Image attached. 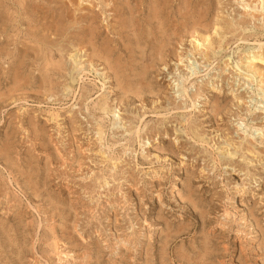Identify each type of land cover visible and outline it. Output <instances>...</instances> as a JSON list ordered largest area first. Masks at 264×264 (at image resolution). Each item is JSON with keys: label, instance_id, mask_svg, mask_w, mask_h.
Returning <instances> with one entry per match:
<instances>
[{"label": "rangeland", "instance_id": "1", "mask_svg": "<svg viewBox=\"0 0 264 264\" xmlns=\"http://www.w3.org/2000/svg\"><path fill=\"white\" fill-rule=\"evenodd\" d=\"M8 4V8L10 12H13L17 16V22L14 23L12 28L7 27V31L5 34L0 35V45H4L7 40L10 42H16L9 44L8 49L13 53L10 56L0 59V81H2V85H0V150L2 149L4 152V145L7 144L9 146L8 153L10 156L8 157L10 161H5V157H0V250L2 247V251H0V264H185L181 262L182 257L181 254H187L191 262L194 264H200L202 262V258L200 254L197 253L200 245H203L204 235L206 232L207 236L214 243L209 249L210 254L208 255L207 260H204L208 264H264V250L260 251L257 246L260 242L264 247V241L262 234L257 226L255 225L254 220L252 219L249 212H253L254 218L258 219L259 227L264 230V168L258 166L259 162H253L252 166L250 165L248 168L249 172L245 169V164L242 161V158H232L235 164L243 165L244 169L239 171L238 166L232 168L231 166L225 167L217 164H212L208 161V157L211 155L216 157V153L213 154V149L209 148L206 145H200L197 143H193L192 140L186 138L181 143L176 142L174 140L175 133L173 128L178 126L179 120L181 118V109H176L172 107H176L177 105L186 104L189 105V100L179 101L178 99L174 100V96L171 95V91L169 90V77H171V70H162L163 65L156 64L155 69L152 70L151 74H149L148 80L153 81V88L155 91L160 90L163 94H158V102L153 104L152 101L156 99L155 96L146 95L147 97L142 102L137 100V98L133 99H125L124 101L118 100L115 98V91L110 93L107 98L108 105H116V114L118 124L116 126H110L107 123V118L105 115H97V112L92 111V103L93 101H97L99 99V95L102 93V90L97 87L98 85H93L92 76L84 77L83 82L80 83V92L78 95H72V92H68V90L63 91L65 80L63 77L60 78L61 75H55L51 72L53 82H57L58 84L51 90H47L40 86V80L42 79V75L44 73L40 69V65H42V58L38 55L41 54L40 47L38 46L39 41L45 39L46 45L49 44L51 49L54 51L55 59L59 58V52L56 49V44H62L65 46L68 41L73 42L75 44L79 41L80 36L73 38L71 33L67 34L64 29L68 25V19L64 18V14L66 10L72 11L77 6L78 0H20L22 1V5L12 4L11 1L6 0ZM32 1V2H31ZM37 1V2H36ZM71 1V2H70ZM75 1V2H74ZM98 0H94L93 3H97ZM138 1V0H137ZM179 1L183 0H174L172 5V10H176L179 6ZM194 2L195 0H191ZM199 1V0H198ZM253 3H257L258 0H249ZM255 1V2H254ZM9 2V3H8ZM39 2V3H38ZM47 2V3H46ZM51 2V3H50ZM68 2V3H67ZM148 0H144V3H147ZM178 2V3H177ZM213 2V3H211ZM205 0L206 5L209 4V13L207 15V19H213L214 14L216 12L215 8H221L222 16L232 23H237L239 20H245L244 24H233L234 25V33H228L222 38V41L227 42L226 47H216L214 49V55H211V58L205 59L200 57L198 53L193 54L189 51V42L182 41L183 47L188 54H191V64H187V68H183L181 71V75L183 73L194 72L196 77H192L187 79L184 82V79L181 78L182 83L187 84L189 92L193 94H200L201 96H205L206 102L203 97L200 99H195V108L196 110H192L191 112H184L186 116H189L190 119L198 120L200 124V129L203 130L204 136L208 139L213 138L214 141H220L221 139H216L218 134L221 131L228 132L236 141H245L248 138L253 144V146L260 147L264 149V143L261 144V141L264 142V128L261 125L264 124V83H257L255 79L249 80L246 74L242 72L240 73L239 69L235 67L236 61L239 60V56H243L242 49L249 46V43H254L255 37H262L264 40V15H261L262 12L260 4L258 12L252 11L249 9V12H245L242 9V5H245L243 0ZM41 3V4H40ZM75 5H74V4ZM135 1L133 2V4ZM176 3V4H175ZM222 3V4H221ZM45 4V5H44ZM73 4V5H72ZM217 6H216V5ZM228 4V5H227ZM236 4V5H235ZM10 5V6H9ZM26 7H24V6ZM44 5V6H43ZM205 5V6H206ZM214 5V6H213ZM231 5V6H230ZM240 5V6H239ZM17 6V7H16ZM68 6V7H67ZM80 6H85L88 9L90 8L89 3L85 0ZM110 5L101 6L98 4L94 7V13L99 15V18L96 20V24L104 25L107 20H109L107 10L110 8ZM204 6V7H205ZM224 6V7H223ZM229 6V7H228ZM223 7V9H222ZM16 8V9H15ZM18 8V9H17ZM49 8V9H48ZM225 8V9H224ZM229 8V9H228ZM58 9V10H57ZM102 9V10H101ZM17 10V11H15ZM20 10V11H19ZM48 10V11H47ZM105 10V14L104 13ZM211 10V11H210ZM215 10V11H214ZM20 12V13H19ZM40 12V13H39ZM44 12V13H43ZM47 12V13H46ZM107 16L104 18V16ZM211 12V13H210ZM225 12V13H224ZM34 13V14H32ZM250 13V14H249ZM258 16L256 18L251 17L252 14ZM259 13V14H258ZM18 14V15H17ZM20 14V15H19ZM24 14V15H22ZM27 14V15H26ZM30 14V15H29ZM33 18H32V15ZM60 14V15H59ZM54 15V16H53ZM261 15V16H260ZM29 16V17H28ZM46 16V17H45ZM228 16V17H227ZM23 17V18H22ZM31 17V18H30ZM52 18V19H51ZM104 18V19H103ZM22 19V20H21ZM43 19V20H42ZM45 19V20H44ZM66 19V20H65ZM231 19V20H230ZM258 19V21H257ZM20 20V22H19ZM235 20V21H234ZM250 20V22H249ZM105 21V22H104ZM255 21V22H254ZM21 23L23 26H20ZM33 22V23H32ZM45 22V23H44ZM56 22V23H55ZM59 22V23H58ZM18 23V25H16ZM35 23V24H34ZM62 23V25H59ZM67 23V24H66ZM101 23V24H100ZM25 24V25H24ZM84 24V22L80 23ZM41 25V26H40ZM79 26V24H77ZM21 31H19L17 29ZM57 26H61L57 28ZM64 26V27H63ZM237 26V27H236ZM244 26V27H243ZM248 28H247V27ZM20 27V28H19ZM51 27V28H50ZM240 27V28H239ZM241 27L243 29H241ZM252 27V28H251ZM9 28V29H8ZM33 28V29H32ZM244 28H246L244 30ZM31 29V30H30ZM57 29H60L57 31ZM63 29V31H62ZM238 29V30H237ZM241 29V30H240ZM260 29V30H259ZM9 30V31H8ZM71 29H69L70 31ZM256 30V31H255ZM258 30V31H257ZM14 31V32H13ZM17 31V32H16ZM250 31V32H249ZM254 31V32H253ZM9 32V33H8ZM19 32V33H18ZM38 32V33H37ZM59 32V33H58ZM240 32V33H239ZM245 34H244V33ZM247 32V34H246ZM253 32V33H252ZM260 32V33H259ZM263 32V33H262ZM9 38L7 35L11 34ZM14 33V34H13ZM18 33V34H17ZM21 33V34H20ZM36 33V34H35ZM262 33V34H261ZM33 34V35H32ZM45 34V35H44ZM52 34V35H51ZM253 34L254 36H252ZM261 36H260V35ZM5 35V36H4ZM19 35V36H18ZM35 35V36H34ZM40 35V36H39ZM43 35V36H41ZM47 35V36H46ZM57 35V36H55ZM230 35H234L233 37ZM249 35V36H248ZM259 35V36H258ZM18 36V38H17ZM49 36V37H48ZM53 36V37H52ZM6 37V38H5ZM15 37L17 39H15ZM36 37V38H35ZM38 37V38H37ZM43 37V38H42ZM66 37V38H65ZM70 37V38H69ZM237 37V38H236ZM2 38V40H1ZM29 38L31 40H29ZM61 40H59V39ZM246 38H249L248 40ZM260 38V39H262ZM56 39H58L56 41ZM239 39V40H238ZM242 39V40H241ZM17 40V41H16ZM37 40V41H35ZM65 40V41H64ZM188 40V39H187ZM229 40V41H228ZM233 40V41H232ZM237 40V42H236ZM247 40V41H246ZM250 40V41H249ZM49 41V42H47ZM232 41V42H231ZM235 41V42H234ZM34 44H33V43ZM58 42V43H57ZM185 42V44H184ZM230 42V43H229ZM244 42V43H243ZM247 42V43H246ZM20 43V44H19ZM50 43H52L50 45ZM54 43V45H53ZM19 44V45H18ZM36 44V45H35ZM231 44V45H230ZM240 44V45H238ZM189 45V46H188ZM34 46V47H33ZM69 47V45H67ZM178 45H175L174 48H177ZM186 46V47H185ZM12 47V49H11ZM54 47V48H53ZM16 48V49H15ZM188 48V49H187ZM224 48V50H222ZM230 48V49H228ZM226 49V50H225ZM17 50V51H16ZM22 50V51H21ZM218 50V51H216ZM26 51V54H24ZM224 51V52H223ZM217 52V53H216ZM221 52V53H220ZM220 53L221 55H219ZM239 53V54H238ZM16 54V55H13ZM216 54V55H215ZM223 54V55H222ZM241 54V55H240ZM193 55V56H192ZM199 55V56H198ZM239 55V56H238ZM218 56V57H216ZM28 57V58H27ZM36 57V58H35ZM193 57V58H192ZM197 57V59H196ZM199 57V58H198ZM224 57V58H221ZM168 58V59H167ZM218 58V59H216ZM225 58H228L230 61V65L228 64L224 68ZM17 59V60H16ZM34 59V60H33ZM166 59V60H165ZM171 56L164 57V61L169 63ZM221 61H220V60ZM6 60V61H5ZM21 60V61H19ZM36 60V61H35ZM39 60V61H37ZM42 60V61H41ZM198 60V61H197ZM213 60V62H212ZM216 60V61H215ZM2 61V62H1ZM12 61V62H11ZM15 61V63H13ZM220 61V62H217ZM20 62L21 70H19V76L21 78H26L28 84L24 86V88H17L11 84V81L8 77L12 76V72L7 70L8 67L14 68ZM26 62V63H25ZM40 62V63H39ZM208 62V63H206ZM217 62V63H216ZM224 62V63H223ZM209 63H212L211 66ZM220 63V64H219ZM239 63V62H238ZM14 64V65H13ZM27 64V65H26ZM38 64V65H37ZM216 64V65H215ZM158 65V66H157ZM208 65V66H207ZM30 66V67H29ZM220 66V67H219ZM230 66L232 68H230ZM38 67V68H37ZM159 67V68H158ZM214 67V68H213ZM235 67V68H234ZM99 69L102 66L98 67ZM158 68V69H156ZM172 68V67H171ZM209 68V69H208ZM212 68V69H211ZM227 68V69H226ZM229 68V69H228ZM161 69V72L160 70ZM232 71H231V70ZM196 72H195V71ZM224 70V71H223ZM229 70V71H228ZM30 71V72H29ZM164 71V72H163ZM231 71V72H230ZM235 71V72H234ZM222 72V73H221ZM9 73V74H8ZM30 73V74H29ZM158 73V74H157ZM162 73V75L160 74ZM167 73V74H166ZM234 74L232 76V74ZM154 74V75H153ZM160 74V75H159ZM168 76H165V75ZM220 74V76H218ZM241 74V75H240ZM245 74V75H244ZM54 75V76H53ZM156 75V76H155ZM159 75V76H158ZM4 76V77H3ZM153 78H152V77ZM217 76V77H216ZM223 76V77H222ZM246 76V77H243ZM2 77V78H1ZM34 77V78H33ZM162 77V78H161ZM166 77V78H165ZM215 77V78H214ZM220 77V78H219ZM90 78V79H89ZM158 78V79H157ZM168 78V79H167ZM195 78V79H194ZM227 78V79H226ZM229 78V79H228ZM58 79V80H57ZM86 79V80H85ZM220 79V80H219ZM35 80V81H34ZM159 80V85H158ZM209 80V81H208ZM60 81V82H59ZM86 81V83H85ZM157 81V82H156ZM203 81V82H202ZM207 81V82H206ZM219 81V82H218ZM222 81V82H221ZM7 82V83H6ZM10 84H9V83ZM30 82V83H29ZM111 82V81H110ZM221 82V83H220ZM225 82V83H224ZM224 83V84H223ZM166 84V85H165ZM228 84V85H227ZM31 85V87H30ZM92 85V86H91ZM156 85H158L156 87ZM163 85V86H162ZM205 85V86H204ZM233 85V86H232ZM243 85V86H242ZM8 86V87H7ZM33 86V87H32ZM62 86V87H61ZM95 86V87H94ZM112 85L107 84V87H111ZM160 86V87H159ZM165 86V87H164ZM220 86H223L222 88ZM29 87V88H26ZM61 87V88H60ZM79 87V86H77ZM89 88L91 98L89 101L83 100V97H80V93L82 92V88ZM93 87V88H92ZM97 87V88H96ZM163 87V88H162ZM198 87V88H197ZM204 87V88H203ZM213 87V89H211ZM218 87V89H217ZM227 87V88H226ZM230 87V88H229ZM242 87V88H241ZM4 88V89H2ZM15 88V89H14ZM57 88V90L55 89ZM96 88V89H95ZM158 88V89H157ZM168 88V90H167ZM21 89V90H20ZM43 89V90H42ZM223 89V90H222ZM234 89V90H233ZM19 90V91H16ZM96 90V91H95ZM112 91V89H109ZM165 90V91H164ZM212 90V91H211ZM227 90V91H226ZM67 91V92H66ZM93 91V92H92ZM163 91V92H162ZM195 93H194V92ZM201 91V92H200ZM206 91V92H205ZM209 91V92H208ZM222 91V92H221ZM241 91V92H240ZM243 91V92H242ZM20 92V93H19ZM47 92V93H46ZM62 92V94H61ZM96 92L97 95H96ZM167 92V93H166ZM169 92V94H168ZM208 92V93H207ZM215 92V93H214ZM31 95H30V94ZM55 93V94H54ZM214 93V94H213ZM241 93V97L243 98V104H233L231 103V98H233L234 94ZM13 94V95H12ZM39 94V95H38ZM50 96H49V95ZM206 94V95H205ZM224 94V95H223ZM7 95V96H6ZM15 95V96H14ZM67 95V97H65ZM70 95V96H69ZM94 95V96H93ZM166 95V96H165ZM214 95L220 99V105H225V108L221 111L217 116H212V102L214 100ZM221 95V96H220ZM231 95V96H230ZM11 96V97H10ZM13 96V98H12ZM73 96V98L71 97ZM93 96V98H92ZM152 96V98H151ZM210 96V98H209ZM245 96V97H244ZM30 97V99L28 98ZM50 97V98H49ZM150 97V98H149ZM163 97V100L162 98ZM213 97V98H212ZM35 98V99H34ZM74 98H76L74 100ZM82 98V99H81ZM225 98V99H224ZM2 99L4 101H2ZM12 99V100H11ZM21 101H20V100ZM51 101H50V100ZM60 101H59V100ZM73 99V100H71ZM108 99L109 102H108ZM209 99V100H208ZM212 99V100H211ZM223 99V101H222ZM32 100V101H30ZM62 100V101H61ZM68 100L73 103L71 104ZM115 102H113V101ZM148 100V101H147ZM168 100V101H167ZM14 101L15 103H13ZM17 101V103H16ZM55 101V102H54ZM58 101V102H57ZM73 101V102H72ZM136 101V102H135ZM162 103H161V102ZM209 101V102H208ZM10 102V105H9ZM24 102H26L24 104ZM41 102V103H40ZM63 102V103H62ZM125 102V103H124ZM169 102V103H168ZM12 103V104H11ZM53 103V104H51ZM84 103H86L90 109L87 111L85 109ZM90 103V104H89ZM116 103V104H115ZM124 103V104H123ZM146 103V104H145ZM161 103V104H160ZM206 103V104H204ZM228 103V104H227ZM78 104V105H76ZM133 104V105H132ZM145 106H144V105ZM149 104V105H148ZM152 104V105H151ZM159 104V105H158ZM233 104V106H231ZM51 105V107H50ZM58 105V106H57ZM61 105V106H60ZM66 105V106H65ZM121 107H120V106ZM147 105V106H146ZM158 105V106H157ZM203 105V106H202ZM210 105V107H209ZM227 105V107H226ZM21 106V107H20ZM46 106V107H45ZM64 108H63V107ZM125 106V107H124ZM138 106V107H137ZM23 107H25L23 109ZM42 107V109H41ZM54 107V108H53ZM70 108L65 109V108ZM127 107V108H126ZM131 107V108H130ZM141 107V108H140ZM155 107V108H154ZM161 107V108H160ZM204 107V108H203ZM38 108V109H37ZM49 108V109H48ZM58 108V109H57ZM121 108V109H120ZM126 108V109H125ZM229 108V109H228ZM249 108V109H248ZM20 109V110H19ZM46 109V110H45ZM76 109V111H75ZM132 109V110H131ZM170 109V110H169ZM199 109V110H197ZM16 110V111H15ZM68 110V111H67ZM86 110V111H85ZM253 111L256 113L247 114V111ZM125 113H124V112ZM145 111V115L143 116L142 123L140 125V138L138 139L136 136L128 138L127 126L130 124L128 121H125L124 114L130 117H136L138 114H141ZM151 111V112H149ZM153 111H158L160 114H157ZM164 111L166 114H164ZM168 111V112H167ZM178 111V112H177ZM208 111V112H207ZM211 111V112H210ZM229 111V114H228ZM35 112V113H34ZM41 112V113H40ZM50 112H57L60 114L58 117V123L61 125H57L55 121L48 120V116ZM80 112V113H79ZM89 112V113H88ZM149 112V113H148ZM202 112V113H201ZM205 112H207L205 114ZM210 112V113H209ZM224 114H223V113ZM238 114H237V113ZM16 113V114H15ZM30 113V115H29ZM65 113V114H62ZM69 113L72 114L71 118ZM93 113V114H92ZM131 113V114H130ZM152 113V115H151ZM168 113V114H167ZM149 114V115H148ZM165 115V118L163 115ZM170 114V115H169ZM189 114V115H188ZM192 114V115H191ZM210 116H209V115ZM232 114V115H231ZM242 114V115H241ZM25 115V116H24ZM27 115V116H26ZM40 115V116H39ZM120 115V116H119ZM155 115V116H154ZM157 115V116H156ZM161 115V116H160ZM184 115V116H185ZM195 115V116H194ZM200 115V116H199ZM203 115V118H202ZM208 115V117H207ZM245 115H247L245 117ZM254 115V116H253ZM185 116V117H186ZM193 116V117H192ZM205 116V118H204ZM237 116V117H236ZM13 117V118H12ZM18 117V118H15ZM27 117V118H26ZM42 117V118H41ZM64 117V118H63ZM83 117V118H82ZM104 117V118H103ZM158 117V118H157ZM168 117V118H167ZM177 117V118H176ZM198 117V118H197ZM215 117V119H214ZM220 117V118H218ZM245 117V118H244ZM12 118V119H11ZM119 118V119H118ZM151 120H150V119ZM164 118V119H163ZM262 118V119H261ZM11 119V120H10ZM16 119V120H15ZM64 119V120H63ZM94 119V120H93ZM103 119V120H102ZM203 119V120H202ZM209 122L210 123H206ZM14 120V121H13ZM28 120V121H27ZM35 120V122H34ZM49 122H48V121ZM62 120V121H61ZM67 122H66V121ZM149 120V121H148ZM177 120V121H176ZM211 120V121H210ZM216 120V121H215ZM219 120V121H218ZM9 121V122H8ZM39 121V122H38ZM52 121V122H51ZM77 121V122H76ZM84 121V123H83ZM104 121V122H103ZM134 121V119H133ZM162 121V122H161ZM260 121V122H259ZM27 124H25V123ZM54 122V123H53ZM67 124H66V123ZM215 122V123H214ZM20 123V124H19ZM96 123L103 124V141L100 142L94 141L96 135ZM126 123V124H125ZM157 123V124H156ZM173 123V124H172ZM204 123V124H203ZM222 123V124H221ZM258 123V124H257ZM80 124V125H79ZM151 124V125H150ZM155 124V126H154ZM159 124V125H158ZM162 124V125H161ZM204 126H203V125ZM219 128V131L216 133L214 126ZM248 124H250L248 126ZM258 126H257V125ZM41 125V126H40ZM47 125V127H46ZM107 125V126H105ZM127 125V126H126ZM149 125V126H148ZM153 125V126H152ZM169 125V126H168ZM224 127H223V126ZM254 125V126H253ZM33 126V127H32ZM174 126V127H173ZM260 126V127H259ZM22 127V129H21ZM43 127V128H42ZM94 127V128H90ZM108 127V129L106 128ZM118 127V129H117ZM205 127V128H203ZM10 128V129H9ZM24 128V129H23ZM37 128V129H36ZM76 128L75 131L72 132V129ZM115 128V129H113ZM149 128V129H147ZM211 128V129H210ZM214 131H213V129ZM257 128V129H256ZM40 129V130H39ZM92 129V130H91ZM95 129V130H94ZM152 129V130H150ZM166 129V130H164ZM253 129V130H252ZM17 130V131H15ZM22 130V131H21ZM35 130V131H34ZM61 130V131H60ZM88 130V131H86ZM211 130V131H210ZM67 131V132H66ZM120 133H119V132ZM148 131V132H147ZM150 131V132H149ZM162 131V132H161ZM21 132V133H20ZM25 132V133H24ZM106 132V133H105ZM143 132V133H142ZM167 132V133H166ZM215 132V133H214ZM250 132V133H249ZM259 132V133H258ZM262 132V133H260ZM15 133V134H14ZM49 133V134H47ZM64 133V134H63ZM91 133V134H90ZM124 133V134H123ZM126 133V134H125ZM145 133V134H144ZM214 133V134H212ZM247 133V134H246ZM255 136H253V134ZM14 134V135H13ZM23 134V135H22ZM57 134V136H56ZM67 134L68 137H67ZM84 134V135H83ZM90 134V135H88ZM105 134V135H104ZM149 134V135H148ZM154 134V135H153ZM212 134V135H211ZM250 134V135H249ZM259 134V135H258ZM37 135V136H36ZM95 135V136H94ZM159 135V137H158ZM163 135V136H162ZM216 135V136H215ZM245 135V136H244ZM247 135V136H246ZM4 136V137H3ZM17 136V137H16ZM21 136V138H20ZM26 136V137H25ZM32 136V138L30 137ZM84 136V137H83ZM166 136V137H165ZM169 136V137H167ZM210 136V137H209ZM261 136V137H259ZM37 137V138H36ZM42 137V138H41ZM54 137V138H53ZM143 137V138H141ZM148 138L150 144L145 146L140 143L142 139ZM151 137V138H149ZM165 137V138H164ZM220 137V136H219ZM240 139H239V138ZM242 137V138H241ZM253 137V138H252ZM10 141H9V139ZM15 138V139H14ZM72 138V139H71ZM107 138V139H106ZM170 138V139H169ZM45 139V140H44ZM71 139V140H70ZM81 139V140H79ZM87 139V140H86ZM127 139V140H126ZM162 139V140H161ZM239 139V140H238ZM260 139V141H259ZM262 139V140H261ZM36 140V141H35ZM41 140V141H40ZM140 140V141H139ZM157 140V141H156ZM160 140V143H159ZM172 140V141H171ZM174 140V141H173ZM188 140V141H187ZM18 141V142H17ZM56 141V142H53ZM65 141V142H64ZM67 141V142H66ZM85 141V142H84ZM91 141V142H90ZM110 141V143H109ZM114 146H111V149L106 148V143L111 144L114 143ZM117 141H121L120 143ZM147 141V142H148ZM69 143L68 147L66 143ZM74 142V144H73ZM79 142V143H78ZM84 142V143H83ZM87 142L93 144V147L96 145L93 151L83 152V148L78 150L77 146L85 145ZM98 142V143H97ZM125 142V143H124ZM137 142V143H136ZM175 142V143H173ZM43 143V144H42ZM55 143V144H54ZM77 143V144H76ZM117 143V144H116ZM158 143V144H156ZM166 143V145H165ZM192 143V144H191ZM260 143V144H258ZM22 144V145H21ZM26 144V145H25ZM33 144V145H32ZM73 144V146L71 145ZM76 144V145H75ZM127 144V145H126ZM154 144V145H153ZM169 144H171L169 146ZM186 144V145H185ZM195 144V145H194ZM11 145V147H10ZM14 145V146H13ZM30 145V146H29ZM49 145V146H48ZM58 145V146H57ZM117 145V146H116ZM152 145V146H151ZM161 145V146H160ZM175 145V146H174ZM179 145V146H178ZM189 148L190 151H185V148ZM212 145V143L210 144ZM19 149H16V147ZM27 146V147H26ZM29 146V147H28ZM38 146V147H37ZM46 146V147H45ZM71 146V147H70ZM154 146V147H153ZM168 146V147H167ZM16 152L14 153V148ZM25 147V148H24ZM45 147V148H44ZM49 149H48V148ZM75 147V148H74ZM98 147V148H97ZM115 147V148H114ZM118 147V148H117ZM133 147V148H132ZM151 147V149H150ZM158 147V148H157ZM163 147V148H162ZM171 147L174 149H171ZM178 147V148H177ZM191 147H194L195 150H203L202 152L196 154V158L193 157V153L195 152ZM200 147V149H198ZM204 147V148H203ZM207 147V148H206ZM27 148V149H26ZM73 149L74 152L69 154V149ZM77 148V149H76ZM154 150H153V149ZM167 148V149H166ZM177 148V149H176ZM36 149V150H34ZM55 149V150H54ZM103 149L102 151L105 155L117 156L120 157V163L118 164L119 169H111V164H108L106 160L100 158L96 150ZM117 151H114V150ZM156 149V150H155ZM159 149V150H158ZM164 149V150H162ZM166 149V150H165ZM169 149L172 151H169ZM176 149V150H175ZM205 149V150H204ZM210 149V150H209ZM18 150V151H17ZM43 150V151H42ZM152 150V154H151ZM192 150V151H191ZM212 150V152H211ZM30 151V152H29ZM40 151V152H38ZM108 151V152H107ZM156 153H155V152ZM177 151V152H175ZM25 152V153H24ZM53 152V153H52ZM60 152V153H57ZM81 152V153H80ZM95 152V153H94ZM112 152V153H111ZM135 152V153H134ZM161 152V153H160ZM170 152V153H169ZM184 152V154H183ZM211 152V154H210ZM30 153V154H29ZM34 153V154H33ZM52 153V155H51ZM56 153V154H55ZM109 153V154H108ZM119 153V154H118ZM165 153V154H164ZM169 153V154H168ZM176 156H175V154ZM178 153V154H177ZM186 153V155H185ZM205 153L208 155L204 158ZM39 154V155H38ZM50 154V155H49ZM66 154V155H65ZM96 154V155H95ZM157 154V155H154ZM161 154V155H160ZM164 154V155H163ZM26 156L24 157V156ZM36 157H41L36 158ZM85 155V156H84ZM89 155V156H88ZM91 155V157H90ZM159 155V156H158ZM168 155V156H167ZM182 155L183 159H182ZM1 156V153H0ZM15 156V157H14ZM18 156L19 158H17ZM36 158V159H34ZM51 158H48L50 157ZM62 156V157H61ZM81 159H78V157ZM95 156V157H93ZM99 156V157H96ZM124 156V157H122ZM157 156V158H155ZM203 159H201L202 157ZM12 157V158H11ZM23 157V158H22ZM46 157V159H45ZM53 157V158H52ZM74 157V158H73ZM76 157V158H75ZM88 157V158H87ZM90 157V158H89ZM151 157V158H150ZM160 157V158H159ZM167 157V158H166ZM176 157V159H174ZM186 157V158H185ZM188 157V158H187ZM22 158V159H21ZM26 158V159H25ZM65 160H64V159ZM93 158V159H91ZM98 158V159H97ZM126 158V159H125ZM162 158V159H161ZM171 158V159H170ZM180 158V159H179ZM12 159V160H11ZM51 159V160H50ZM62 159V160H61ZM67 159V162H66ZM75 159H77L75 161ZM84 159V160H82ZM141 159V161H140ZM153 159V160H151ZM166 159V160H165ZM46 160V161H44ZM136 163H135V161ZM151 160V161H150ZM177 160V162H176ZM180 160L184 161V165H181ZM205 160V161H203ZM237 160V163L236 161ZM25 161V162H23ZM37 161V162H36ZM49 161V162H48ZM51 161V162H50ZM56 161V163H55ZM61 161V162H59ZM63 161V162H62ZM162 161V162H161ZM197 161V162H195ZM239 161V163H238ZM23 162V163H20ZM34 162V163H33ZM36 162V163H35ZM46 166H44L45 164ZM58 162V163H57ZM65 162V163H64ZM75 162V163H74ZM131 162V163H130ZM145 162V163H144ZM147 162V164H146ZM154 162V163H153ZM208 162V163H207ZM264 162V161H262ZM8 165H7V164ZM38 163V164H37ZM49 163V164H48ZM73 165L71 166V164ZM81 165L80 167L78 164ZM85 163V164H84ZM153 163V164H152ZM161 163V164H159ZM173 163V164H171ZM186 163V164H185ZM189 163V164H188ZM199 163V164H198ZM3 164V165H2ZM17 164V165H16ZM19 164V167H18ZM35 164V166H34ZM41 164H44L43 166ZM54 164V165H53ZM57 164V166H56ZM60 164V165H59ZM69 164V165H68ZM75 164V165H74ZM103 164V166H102ZM135 164V165H134ZM138 164V165H137ZM146 164V166H145ZM257 164V165H256ZM25 165V166H23ZM28 165L32 166L31 169L28 168ZM48 165V166H47ZM94 165V166H93ZM109 165V166H108ZM125 165V166H124ZM142 165V169H141ZM160 165V167H159ZM166 165V166H164ZM207 165V166H206ZM217 165V166H216ZM23 166V167H22ZM34 166V167H33ZM40 166V167H39ZM42 166V167H41ZM61 166V167H60ZM74 166V167H73ZM77 166V167H76ZM93 166V167H92ZM108 166V167H107ZM140 166V167H139ZM145 166V167H143ZM171 166V167H170ZM180 166V167H179ZM184 166V167H181ZM193 166H196L193 168ZM258 166V167H257ZM6 167V168H5ZM22 167V168H21ZM25 167V168H24ZM67 167V168H66ZM79 167V168H78ZM86 167V168H85ZM102 167V168H101ZM107 167V168H106ZM121 167V168H120ZM157 167V168H156ZM218 167V168H216ZM254 170H252V168ZM6 170H5V169ZM11 168V169H10ZM14 168L16 170H14ZM36 168V169H35ZM38 168V169H37ZM62 168V169H61ZM71 168V169H70ZM84 168V170H83ZM92 168V170L87 174L86 170ZM99 168V169H98ZM105 168V169H104ZM136 168V169H135ZM159 168V169H158ZM170 168V169H169ZM184 168V169H183ZM198 170H197V169ZM11 172H9V170ZM96 169V170H95ZM102 169V170H101ZM111 169V170H110ZM148 169V170H147ZM169 169V170H168ZM174 169V170H173ZM189 169V171H188ZM196 169V170H195ZM207 174L202 176V170ZM207 169V170H206ZM217 169V170H216ZM222 169V170H221ZM233 169V170H232ZM258 169V170H257ZM263 169V170H262ZM14 170V171H13ZM39 170V171H38ZM41 170V171H40ZM44 170V171H43ZM58 172H57V171ZM73 170V171H72ZM75 170V172H74ZM102 171L107 177L108 183L104 184L101 179L96 178V176L100 175ZM123 170L125 172H123ZM128 170V171H127ZM144 170V171H143ZM168 172H166V171ZM224 170V171H223ZM243 170V171H242ZM17 171V172H15ZM22 175H21V172ZM48 171V172H47ZM56 171V172H55ZM77 171V172H76ZM97 171V172H96ZM106 171V172H105ZM115 171L116 174L113 172ZM160 171V172H159ZM171 171V173L169 172ZM176 171V172H175ZM182 171V172H181ZM188 171L193 176V186L192 189L195 190V195H193L194 201L198 200L197 210L194 212L191 204L187 202L186 206L184 203H181L183 200L181 197L185 198L186 191L183 181L186 180V172ZM195 173H194V172ZM214 171V172H212ZM216 171V172H215ZM16 173L17 177H13V173ZM36 172V173H35ZM39 172V173H38ZM42 172V174H40ZM55 172V173H54ZM72 172V173H71ZM108 172V173H107ZM135 172V173H134ZM137 172V173H136ZM146 172V173H143ZM150 172V173H149ZM156 172L158 176L150 178V176ZM185 172V173H184ZM193 172V173H192ZM200 172V175L199 173ZM221 172V173H220ZM248 172V173H247ZM3 173V174H2ZM7 173V174H6ZM12 173V174H11ZM14 173V176H16ZM18 173V174H17ZM30 173V174H28ZM52 173V175H51ZM61 173V174H60ZM71 173V174H70ZM95 175H93V174ZM97 173V174H96ZM132 173V174H131ZM139 173V174H138ZM142 173V174H141ZM179 173V174H177ZM229 173V174H228ZM11 174V175H10ZM34 174V175H33ZM37 174V175H36ZM39 174V175H38ZM58 174V175H57ZM79 174V175H78ZM82 174V176H80ZM92 174V175H91ZM107 174V175H106ZM128 174V175H127ZM150 174V176L148 175ZM170 174V175H169ZM175 174V175H174ZM213 174V175H212ZM222 176H220V175ZM8 175V176H7ZM28 175H30V182L28 181ZM42 175V177H41ZM47 175V176H46ZM132 175V176H131ZM144 175V176H143ZM148 175V176H147ZM161 177H160V176ZM164 175V176H163ZM172 175V176H171ZM179 175V176H178ZM185 175V176H183ZM197 177H196V176ZM247 175V176H246ZM50 176V177H49ZM59 176V177H57ZM93 176V177H92ZM119 176V177H118ZM139 176V177H138ZM143 176V177H142ZM168 176V177H167ZM182 176V177H181ZM200 176V178H198ZM254 176V177H253ZM38 177V178H37ZM92 177V178H91ZM123 177L126 179H123ZM128 177H131L135 182L132 185L133 181L129 180ZM134 177V178H133ZM158 177V178H157ZM173 177V178H172ZM196 177V178H194ZM208 177V178H206ZM215 177V178H214ZM219 177V179H218ZM253 177V178H252ZM17 178V179H16ZM35 178V179H34ZM40 178V179H39ZM58 178V179H57ZM61 178V179H60ZM81 178V180H79ZM146 178V179H145ZM157 178V179H156ZM204 178V179H203ZM214 181H213V179ZM233 178V179H232ZM3 179V180H2ZM20 179V180H19ZM40 183H39V181ZM50 179V180H49ZM56 181H55V180ZM91 179V180H90ZM97 179V180H96ZM113 179V180H112ZM142 179V180H141ZM155 179V180H154ZM164 181H163V180ZM168 179V181H167ZM176 179V180H175ZM182 179V180H181ZM196 179V180H195ZM256 179V180H255ZM11 180V181H10ZM48 180V181H46ZM54 180V181H53ZM86 180V181H83ZM100 180V181H99ZM119 180V181H118ZM145 180V181H144ZM147 180V181H146ZM151 180V181H150ZM198 180V181H197ZM206 180V181H205ZM236 180V182H235ZM262 180V181H260ZM5 181V183H4ZM19 181V182H18ZM23 181V182H22ZM38 181V182H37ZM66 181V182H65ZM94 181V182H93ZM117 183H116V182ZM140 181V182H138ZM149 181V182H148ZM165 182L163 184V182ZM197 181V182H196ZM200 181V182H199ZM7 182V183H6ZM29 182V183H28ZM36 182V183H35ZM52 182V184L50 183ZM59 182V183H58ZM68 182V183H67ZM71 182V184H70ZM84 182V183H83ZM101 182V184H100ZM152 182V186L149 185ZM181 182V183H180ZM206 182V183H204ZM218 182V183H217ZM243 182V184H242ZM263 182V183H262ZM4 183V184H3ZM20 183V184H19ZM25 183V184H24ZM38 183V184H37ZM54 183V184H53ZM63 185H61V184ZM140 183V184H139ZM203 183V185H202ZM211 183V184H210ZM223 183V184H222ZM226 183V184H224ZM230 183V184H229ZM236 183V184H235ZM245 183V184H244ZM252 183V184H251ZM56 184V185H55ZM65 184V186H64ZM139 184V185H137ZM155 184V185H154ZM167 184V185H166ZM175 184V186H174ZM207 184V185H206ZM210 184V185H208ZM213 184V185H212ZM217 184V185H216ZM219 184V185H218ZM238 184V185H237ZM2 185V186H1ZM8 185V186H7ZM27 185V186H25ZM76 185V186H75ZM84 185L90 186V192L84 193L83 190ZM106 185V186H105ZM123 185V187H121ZM142 185V186H141ZM166 185V186H165ZM173 185V186H172ZM179 185V186H178ZM205 185V186H204ZM224 185V186H223ZM233 185V186H232ZM236 185V186H235ZM12 186V187H9ZM24 188H23V187ZM34 186L37 187L38 191H34ZM64 186V187H63ZM141 186V187H139ZM145 186V187H144ZM163 186V187H162ZM211 186V187H209ZM217 186V187H216ZM232 186V187H231ZM238 186V187H237ZM244 186V187H241ZM263 186V187H262ZM28 187V189L26 188ZM54 187V188H53ZM97 187V188H96ZM105 187V188H104ZM108 187V188H107ZM138 187V188H136ZM144 187V188H143ZM171 187V188H170ZM196 187V188H195ZM206 187V188H205ZM209 187V188H208ZM214 187V188H213ZM222 187L221 189H219ZM236 187V188H235ZM247 189H246V188ZM256 187V188H255ZM13 188V189H12ZM26 188V189H25ZM58 188V189H57ZM62 188V189H61ZM113 193L112 195H108V189ZM114 188V189H113ZM124 188V189H123ZM128 188V189H127ZM146 188V189H145ZM164 188V189H162ZM176 188V189H175ZM198 188V189H197ZM203 188V190L201 189ZM213 188V190H212ZM227 188V189H226ZM243 188V189H242ZM5 189V190H4ZM22 189V190H21ZM57 189V190H56ZM70 189V190H69ZM101 189V191H100ZM116 189V190H115ZM123 189V190H122ZM130 189V190H129ZM150 189V190H149ZM172 189V190H171ZM207 189V190H206ZM228 189L230 191H228ZM241 189V192H240ZM262 189V190H261ZM16 190V191H14ZM29 190V192H28ZM53 190V191H52ZM68 190V191H66ZM80 190V191H78ZM105 190V191H104ZM138 192H137V191ZM161 190V191H160ZM181 190V192H179ZM198 190V191H197ZM199 190L200 194H199ZM211 190V191H210ZM244 192H243V191ZM250 190V191H249ZM58 193H57V192ZM84 191V192H83ZM94 191V192H93ZM96 191V192H95ZM100 193H99V192ZM104 191V192H103ZM141 191V192H140ZM146 191V192H144ZM153 191V192H152ZM185 191V192H184ZM225 191V192H224ZM253 191V192H251ZM261 191V192H259ZM24 192H27L25 196ZM55 192V194H54ZM63 192V193H62ZM70 192V193H69ZM106 192V193H105ZM124 196H122V193ZM162 194H161V193ZM183 192V193H182ZM211 192V193H210ZM233 192V193H232ZM238 192V193H237ZM38 193V194H37ZM43 193V196L41 194ZM81 193V194H80ZM95 193V194H94ZM105 193V194H104ZM127 193V194H126ZM144 193V194H143ZM154 193V195H153ZM181 193V194H180ZM205 193V194H204ZM208 193V194H207ZM216 193V194H215ZM224 193V194H223ZM226 193V194H225ZM242 193V194H240ZM254 193V194H252ZM6 194V195H5ZM9 194V195H8ZM19 194V196L17 195ZM23 194V195H22ZM30 194V195H29ZM34 194V195H33ZM58 194V195H57ZM75 194V196H74ZM135 196H134V195ZM150 194V195H149ZM157 194V195H156ZM171 194V195H170ZM183 194V195H182ZM213 194V195H211ZM247 194V196H246ZM249 194V195H248ZM263 194V195H262ZM5 195V196H4ZM16 195V196H15ZM21 195V196H20ZM51 195V196H50ZM63 195V196H62ZM78 195V196H77ZM119 195V196H118ZM159 195V196H158ZM164 195V196H163ZM169 195V196H168ZM179 195V196H178ZM201 195V196H200ZM224 195V196H223ZM227 195V196H226ZM238 195V196H237ZM245 195V196H243ZM255 195V196H254ZM4 199H2L3 197ZM9 196V197H8ZM55 196V197H54ZM95 196V199H93ZM163 196V197H162ZM172 196L175 197L172 199ZM200 196V197H199ZM212 196V198H211ZM231 196V197H230ZM243 201H242V197ZM249 196V197H248ZM259 196V198L257 197ZM28 197V198H27ZM37 197V198H36ZM69 197V198H68ZM78 197V198H77ZM82 197V198H81ZM86 197V198H85ZM90 197V198H89ZM112 197V198H110ZM116 197V198H115ZM123 197V198H122ZM130 197V198H129ZM143 197V198H142ZM149 199H148V198ZM154 197V198H153ZM159 198V200L157 199ZM197 197V198H196ZM219 197V199H218ZM228 197V199L226 198ZM235 197V198H234ZM247 197L248 199H246ZM263 197V198H262ZM22 198V199H21ZM25 198V199H24ZM61 198V199H60ZM115 198V199H114ZM121 198V199H120ZM125 198V199H124ZM128 200H127V199ZM224 202H222V199ZM234 198V200H233ZM78 199V200H77ZM90 199V200H89ZM103 199V200H102ZM132 199V200H131ZM137 199V200H136ZM141 199V200H140ZM151 199V200H150ZM155 199V200H154ZM201 201H200V200ZM207 199V200H205ZM215 201H213V200ZM232 199V201H231ZM260 199V200H258ZM13 200V201H12ZM33 200V201H32ZM43 200V201H41ZM44 200H46L44 202ZM60 200V201H59ZM62 200V202H61ZM66 200V201H64ZM70 200V201H69ZM107 202H106V201ZM112 204H109L110 202ZM135 200V201H134ZM139 200V201H138ZM146 201V203L144 201ZM153 200V201H152ZM157 200V202H156ZM171 200V201H170ZM178 200V202H176ZM212 200V202L210 201ZM222 200V201H221ZM24 201V202H23ZM28 201V202H27ZM78 201V202H77ZM84 201V202H83ZM101 203H100V202ZM105 201V202H104ZM114 201V202H112ZM127 201V202H126ZM130 201L132 203H130ZM138 201V202H137ZM151 201V202H150ZM166 201V202H165ZM181 201V202H180ZM249 201V202H248ZM257 201V202H256ZM260 201V202H259ZM18 202V203H17ZM40 202V203H39ZM74 202V203H73ZM136 202V203H135ZM149 202V203H148ZM163 204H162V203ZM173 202V203H172ZM204 202V203H203ZM242 202V203H240ZM245 202V203H244ZM263 202V203H262ZM5 203V204H4ZM106 203V204H105ZM114 203V204H113ZM122 203V204H120ZM129 203V204H128ZM233 203V204H232ZM250 203V204H248ZM257 203V204H254ZM260 203V204H259ZM29 204V205H28ZM41 204V205H40ZM43 204V205H42ZM77 204V205H76ZM109 204V205H108ZM118 204V205H117ZM146 204V205H145ZM158 206H157V205ZM166 204V205H164ZM200 204V205H199ZM212 204V205H211ZM247 204V205H246ZM9 205V206H8ZM16 205V206H15ZM18 205V206H17ZM21 205V206H20ZM31 205V206H30ZM101 205V206H99ZM104 205V206H103ZM109 207H108V206ZM112 205V206H110ZM123 207H122V206ZM132 205V207H131ZM135 205V206H134ZM151 205H153L151 207ZM155 205V206H154ZM179 205V206H178ZM182 205V206H181ZM205 205L206 207L203 208ZM220 205L221 210H220ZM254 205V206H253ZM49 206V207H48ZM70 206V208L68 207ZM75 206V207H74ZM78 206V207H76ZM94 206V207H93ZM107 206V207H106ZM119 206V207H118ZM160 206V207H159ZM191 206V208H190ZM200 206V208H199ZM217 208H216V207ZM231 206V207H230ZM234 206V207H233ZM238 209H236V207ZM248 206V207H246ZM263 206V207H262ZM52 207V208H51ZM91 207V208H90ZM148 207V208H147ZM182 207V208H181ZM209 207L210 209H208ZM242 209H241V208ZM244 207V208H243ZM254 207V208H253ZM21 210H20V209ZM38 208V209H37ZM51 208V210H50ZM81 208V209H80ZM86 210H85V209ZM122 208V209H121ZM126 208V209H124ZM146 208V209H145ZM157 208V209H156ZM165 208V209H164ZM224 208H228L229 216L225 218L223 214ZM234 208V209H232ZM247 208V210H246ZM5 209V210H4ZM11 209L13 211H11ZM24 209V210H23ZM48 209V210H47ZM73 209V210H72ZM92 209V210H91ZM94 209V210H93ZM145 209V210H144ZM181 209V210H180ZM184 209V210H183ZM189 209V210H188ZM208 209V211H207ZM213 209V210H211ZM218 209V210H217ZM223 209V210H222ZM241 209V210H240ZM260 209V210H258ZM61 210V211H60ZM65 210V211H64ZM80 210H82L80 212ZM84 210V213H83ZM116 210V211H114ZM144 210V211H143ZM162 210V211H161ZM191 210V211H190ZM205 211L206 221L205 226L202 225L201 219L197 215L198 211ZM216 210V211H215ZM246 210V211H245ZM79 211V212H77ZM88 211V212H87ZM93 211V212H92ZM108 211V213H107ZM113 211V212H112ZM128 211V212H126ZM136 211V212H135ZM185 211V212H184ZM214 211V212H213ZM221 211V212H220ZM232 211V212H231ZM259 211V212H258ZM26 212V213H25ZM46 212V213H45ZM48 212V213H47ZM64 214H63V213ZM86 212L88 213L87 216ZM90 212V213H89ZM102 212V213H101ZM106 212V214H105ZM180 212V213H179ZM187 214L185 215V213ZM189 212V213H188ZM210 212L212 214H210ZM242 212V213H241ZM11 213V214H10ZM45 213V214H44ZM51 213V215H50ZM55 214V215H52ZM57 213V214H56ZM62 214V217L61 214ZM96 213V215H95ZM149 213V214H148ZM167 213V214H166ZM209 213V214H208ZM217 213V215L215 214ZM240 213V214H238ZM245 213V214H244ZM29 214V215H28ZM39 214L40 217H37ZM75 214V215H74ZM80 214V215H79ZM84 214V215H83ZM91 214V215H90ZM113 214V215H112ZM122 214V215H120ZM124 214V215H123ZM126 214V216H125ZM128 214V215H127ZM174 214V215H173ZM177 214V215H176ZM192 214V215H191ZM194 214V215H193ZM196 214V215H195ZM235 214V215H234ZM242 214V216H241ZM48 215V216H47ZM99 215V216H98ZM120 215V216H119ZM163 215V216H162ZM167 215V216H166ZM172 215V217H171ZM209 215V216H208ZM212 215V216H211ZM215 215V216H214ZM221 215V216H220ZM239 215V216H238ZM250 217H248V216ZM261 215V216H260ZM8 216V217H7ZM23 216V217H22ZM41 216H43L41 218ZM82 216V219H81ZM84 216V217H83ZM85 216H87L85 218ZM97 216V217H96ZM106 218H105V217ZM113 216V217H112ZM115 216V217H114ZM118 216V217H117ZM129 216V217H128ZM139 216V217H138ZM155 216V217H154ZM166 216V217H164ZM220 216V217H219ZM234 216V217H233ZM237 216V217H236ZM257 216V217H256ZM259 216L261 218H259ZM3 217V218H2ZM6 217V218H5ZM25 217V218H24ZM55 217H57L55 219ZM77 217V218H76ZM89 217V218H88ZM99 217V218H98ZM127 217V218H126ZM132 217V218H131ZM148 217V219L146 218ZM150 217V218H149ZM176 217V218H175ZM184 217V219H183ZM208 217V218H207ZM218 217L220 218L219 220ZM233 217V220H232ZM236 217V218H235ZM15 218V220H14ZM61 218V220L59 219ZM80 218V219H79ZM152 218V219H151ZM158 218V219H157ZM187 220H186V219ZM212 218V219H211ZM222 218V219H221ZM240 218V219H239ZM24 219V220H23ZM26 219V220H25ZM84 219V220H83ZM88 219V220H87ZM101 221H98V220ZM113 219V220H112ZM183 219V220H181ZM215 219V220H214ZM8 220V221H6ZM37 220V221H36ZM69 220V221H68ZM79 220V221H78ZM95 220V221H94ZM112 220V222H111ZM128 220V221H127ZM131 220V221H129ZM145 220V221H144ZM149 222H148V221ZM155 220V221H154ZM186 220V221H185ZM192 220V221H191ZM212 220V221H211ZM222 220V221H221ZM244 220V221H243ZM251 220V221H249ZM16 221V223H15ZM73 221V222H72ZM78 221V222H76ZM104 221H106L104 223ZM152 221V222H151ZM176 221V222H175ZM180 221V222H179ZM190 221V223H189ZM197 221V222H195ZM199 221V222H198ZM219 223H218V222ZM233 221V222H232ZM13 222V223H12ZM39 222V223H38ZM57 222V223H56ZM61 222V223H60ZM80 222V223H79ZM84 222V223H83ZM98 222V223H96ZM155 222V223H153ZM160 222V224H159ZM164 222V223H162ZM167 222H169L167 224ZM171 222V223H170ZM174 222V223H173ZM195 222V223H194ZM213 222V224H212ZM220 222L226 223L221 225ZM235 222V223H234ZM239 222V223H238ZM248 222V223H247ZM252 222V223H251ZM5 223V225H4ZM38 223V224H37ZM63 223V224H62ZM71 223V224H70ZM77 223V224H76ZM83 223V225H81ZM87 223V224H86ZM89 223V224H88ZM102 223V224H101ZM110 223V224H109ZM112 223V224H111ZM145 223V224H143ZM148 223V224H147ZM152 223V224H151ZM158 223V225L156 224ZM211 223V224H209ZM245 225H244V224ZM262 223V224H261ZM76 224V226L74 225ZM85 224V225H84ZM97 224V226H96ZM130 224V225H129ZM163 224V226H162ZM175 224V225H174ZM216 224V225H215ZM219 224V225H218ZM249 226H248V225ZM32 225V226H31ZM36 225V226H35ZM41 225V226H39ZM56 225V226H55ZM65 225V226H64ZM103 225V226H101ZM113 225V226H111ZM140 225V226H139ZM144 225V227H142ZM152 225V229H151ZM157 225V226H156ZM171 225V226H169ZM186 225H195V227L191 226V231H181V227ZM200 225V226H199ZM211 225V226H210ZM226 225V226H225ZM230 225V226H229ZM234 227H233V226ZM236 225V226H235ZM39 226V227H38ZM69 226V228H68ZM75 227V230L73 228ZM92 226V227H91ZM106 226V227H105ZM118 226V227H117ZM175 226V227H174ZM216 226V227H215ZM218 226V227H217ZM245 226V227H244ZM262 226V227H261ZM16 227V228H15ZM56 227V229H55ZM65 227V228H64ZM67 227V228H66ZM73 229H72V228ZM85 227V228H84ZM113 227H115L113 229ZM132 227V228H131ZM137 227V228H136ZM155 227V228H154ZM159 227V228H158ZM205 227V228H204ZM209 229L207 230V228ZM212 227V228H211ZM254 227V228H253ZM9 228V230H7ZM31 228V229H30ZM35 228V229H34ZM38 228V229H37ZM80 232H79V230ZM89 231H87L88 229ZM95 230H94V229ZM104 228V229H103ZM107 228V229H106ZM112 228V229H111ZM142 228V229H141ZM149 230H148V229ZM165 228V229H164ZM214 228V229H213ZM227 228V229H226ZM250 228V229H249ZM26 229V230H25ZM72 229V230H71ZM87 229V230H86ZM111 233H110V231ZM116 229V230H115ZM124 229V230H123ZM131 231H130V230ZM163 229V230H162ZM173 229V230H172ZM229 229V230H228ZM243 229V230H242ZM255 229V230H254ZM8 231V234L11 240L14 242V245L8 244L6 240V236L2 231ZM12 230V231H11ZM14 230V231H13ZM18 230V231H16ZM35 230V231H34ZM39 230V231H38ZM70 230V231H68ZM86 230V231H85ZM106 230V231H105ZM127 230V232H126ZM135 230V231H134ZM157 230V231H156ZM162 230V231H160ZM170 230V231H169ZM213 230V231H212ZM227 230V231H226ZM235 230V231H234ZM246 230V231H245ZM24 231V232H23ZM27 231V232H26ZM82 231V232H81ZM93 231V233H92ZM97 231V232H96ZM113 231H118L117 233H113ZM121 231V232H120ZM144 231V232H143ZM148 233H147V232ZM152 231V232H151ZM206 231V232H205ZM215 231V232H214ZM231 231V232H229ZM241 231V232H240ZM248 231V232H247ZM258 231V232H257ZM29 232V233H28ZM36 232V233H35ZM39 232V233H37ZM59 232V233H57ZM61 232V233H60ZM65 232V233H64ZM69 232L70 234H68ZM86 232V233H85ZM97 234H96V233ZM109 232V233H108ZM135 232V233H132ZM179 232H181L179 234ZM187 232V233H186ZM195 232V233H194ZM197 232V233H196ZM236 232V234H235ZM15 233V234H14ZM27 233L29 235H27ZM33 233V235H32ZM77 233V234H76ZM84 235H83V234ZM100 233V234H99ZM102 233V234H101ZM105 233V234H104ZM137 233V234H136ZM146 236H145V234ZM153 233V234H152ZM155 233V234H154ZM220 233V234H219ZM226 233V234H225ZM229 233V234H228ZM239 233V234H237ZM247 233V234H245ZM260 233V234H259ZM112 234V235H111ZM122 234V235H120ZM134 234V235H133ZM144 234V235H143ZM184 234V235H183ZM212 234V235H211ZM217 234V235H216ZM255 234V235H254ZM12 235V236H11ZM37 235V236H36ZM105 235V236H104ZM110 235V236H109ZM138 235V236H137ZM151 235V236H150ZM154 235V236H153ZM164 235V236H162ZM173 235V236H172ZM177 235V236H176ZM193 235V236H192ZM196 235V236H194ZM200 235V236H199ZM230 235V236H229ZM237 235V236H236ZM250 235V236H249ZM260 235V236H259ZM19 236V237H18ZM28 236V237H27ZM62 236V237H61ZM137 236V237H136ZM170 236V237H168ZM182 236V237H181ZM216 236V238H215ZM235 238H234V237ZM240 236V237H239ZM244 238H243V237ZM254 238H252V237ZM14 237V240H13ZM24 237V238H23ZM35 237V238H34ZM59 237V238H58ZM63 237L65 239H63ZM86 237V238H85ZM93 239H92V238ZM99 237V238H98ZM128 237V238H127ZM134 237V238H133ZM139 239H136V238ZM153 237V238H152ZM184 237V238H183ZM203 237V238H202ZM230 237V238H229ZM233 237V238H231ZM238 239H237V238ZM5 238V239H3ZM20 238V239H19ZM27 238V239H26ZM61 238V239H60ZM82 238V239H81ZM102 238V239H101ZM127 238V239H126ZM148 238V239H146ZM152 238V239H151ZM173 242H171L170 240ZM181 238V239H180ZM194 238V239H193ZM198 238V239H197ZM214 238V239H213ZM222 238V239H221ZM259 240L257 241V239ZM2 239V241H1ZM34 240L32 243L30 240ZM74 239V240H73ZM85 239V240H84ZM88 239V240H86ZM90 239V240H89ZM98 239V240H97ZM100 239V240H99ZM118 239V240H117ZM122 239V240H121ZM126 239V240H125ZM146 239V240H145ZM155 239V240H154ZM177 239V240H176ZM189 239V240H188ZM196 239V240H195ZM203 241H202V240ZM218 239V240H217ZM241 239V240H240ZM244 239V240H243ZM251 239V240H250ZM262 239V240H261ZM37 242H36V241ZM62 240V241H61ZM66 240V241H65ZM84 240V242L82 241ZM118 242H116V241ZM122 242H121V241ZM145 240V241H144ZM162 242H161V241ZM169 240V242H168ZM192 240V242H191ZM195 240V241H194ZM215 242H214V241ZM225 240V241H223ZM248 240V243H247ZM99 241V242H98ZM111 243H109V242ZM129 241V242H128ZM136 241V243H135ZM143 241V242H141ZM149 241V242H148ZM161 243H159V242ZM177 241V242H176ZM184 241V242H183ZM187 241V242H186ZM194 241V242H193ZM242 241V242H241ZM257 241V242H256ZM53 242H56V246H58L59 251L68 253V256L65 257L63 254L61 255L62 259L57 260V254L54 250ZM69 242V243H68ZM93 242V243H92ZM105 242V244H103ZM107 242V243H106ZM116 242V243H115ZM158 242V243H156ZM168 242V243H167ZM183 245H181L182 243ZM196 242V243H195ZM228 244H225L227 243ZM235 242V243H234ZM16 243V244H15ZM88 243V244H87ZM123 243V244H122ZM131 243V244H129ZM149 243V244H148ZM170 243V244H169ZM174 243V244H172ZM186 243V244H185ZM188 243V244H187ZM194 243V244H192ZM225 244L226 247H223ZM231 243V245H230ZM242 243V244H241ZM3 244V245H2ZM31 244V245H30ZM35 244V245H34ZM42 244V245H41ZM45 244V245H44ZM91 244V245H90ZM102 246H101V245ZM110 244V246H108ZM115 244V245H113ZM135 244V245H133ZM154 244V245H153ZM172 244V245H171ZM197 244V245H196ZM221 244V245H220ZM235 244V246H234ZM255 244V245H254ZM7 245V246H4ZM20 245V246H19ZM64 245V246H63ZM104 245V246H103ZM131 245V246H130ZM133 245V247H132ZM157 245V246H156ZM177 245V246H176ZM199 245V246H198ZM218 245V246H217ZM223 245V246H222ZM241 245V246H240ZM9 246L11 247L9 249ZM33 246V247H32ZM74 246V247H73ZM81 246V247H80ZM93 248H92V247ZM123 248H122V247ZM128 246V248H127ZM143 246V247H142ZM150 246V247H149ZM198 246V247H197ZM240 246V247H239ZM246 246V247H244ZM6 247V248H5ZM84 247V249H83ZM88 247V248H86ZM100 247V248H99ZM103 247V248H102ZM105 247V248H104ZM111 249L109 250L108 249ZM116 247V249H115ZM130 247V249H129ZM136 247V248H135ZM153 249H152V248ZM166 247V248H165ZM182 247V248H181ZM187 247V248H186ZM222 249H220V248ZM227 247L229 249H227ZM254 247V248H253ZM14 248V249H13ZM69 248V249H68ZM71 248V249H70ZM132 248V249H131ZM146 248V249H145ZM149 248V249H147ZM186 248V249H185ZM192 251H191V249ZM217 248V249H215ZM226 248V249H225ZM244 248V250H243ZM253 248V249H252ZM32 249V250H31ZM34 249V250H33ZM64 249V251H63ZM80 249V250H78ZM83 249V250H82ZM88 249V250H87ZM98 249V251H97ZM115 249V250H114ZM126 249V250H125ZM152 249V251H151ZM235 249V250H234ZM249 249V250H248ZM252 249V251H251ZM256 249V250H255ZM15 250V251H14ZM78 250V251H74ZM91 250V251H90ZM94 250V251H93ZM100 250V251H99ZM113 250V251H112ZM128 250V252H127ZM159 250V251H157ZM169 250V251H168ZM187 250V252H186ZM230 250V251H229ZM243 250V251H241ZM258 250V251H257ZM12 254H11V252ZM27 251V254H26ZM83 251V252H82ZM88 251V252H86ZM93 251V252H92ZM102 251V252H101ZM109 251V253H107ZM115 251V252H114ZM123 251V252H122ZM130 251V252H129ZM133 251V252H132ZM157 253H156V252ZM176 251V252H175ZM179 251V252H178ZM197 251V252H196ZM230 253H229V252ZM233 251V252H232ZM239 251V252H237ZM241 251V252H240ZM260 251V252H259ZM2 252V254H1ZM23 252V253H22ZM80 252V253H78ZM92 252V253H91ZM98 252H101V254ZM104 252V253H103ZM114 252V253H113ZM126 252V253H124ZM148 252V254H147ZM152 252V253H151ZM223 252V253H222ZM232 252V253H231ZM8 253V255H7ZM34 253V254H33ZM82 253V254H81ZM116 253V254H115ZM123 253V256H122ZM155 253V254H154ZM171 253V254H170ZM192 253V254H191ZM217 253V254H216ZM229 253V254H227ZM236 253V254H235ZM248 256H247V254ZM16 254V255H15ZM26 257H25V255ZM47 254V255H46ZM51 254V257H50ZM73 254V255H72ZM75 254V255H74ZM89 254V255H87ZM128 254V256L126 255ZM137 254V255H136ZM140 254V255H139ZM143 254V256H142ZM151 254V255H150ZM159 254V255H158ZM168 254V256H167ZM198 254V255H196ZM213 254V255H212ZM231 254V256H230ZM240 254V255H239ZM245 254V255H244ZM255 254V255H254ZM263 254V255H262ZM38 255V256H37ZM40 255V257H39ZM45 255V256H44ZM54 255V256H52ZM80 255V256H79ZM101 257H98V256ZM126 255V256H125ZM131 255V256H130ZM175 258H174V256ZM195 255V256H194ZM212 255V257H210ZM216 255V256H215ZM250 255V256H249ZM2 256V257H1ZM7 256V257H6ZM10 256V257H9ZM19 256V258H18ZM23 256V257H21ZM33 258H32V257ZM37 256V257H36ZM79 256V257H77ZM104 256V257H103ZM119 256V257H118ZM122 256V257H121ZM125 256V257H124ZM130 256V257H129ZM135 256V257H134ZM139 256V257H136ZM142 258H141V257ZM151 257L154 262L149 258ZM170 256V257H169ZM193 256V257H192ZM198 256V257H197ZM228 256V257H227ZM255 259H253L252 257ZM4 257V258H3ZM46 257V258H45ZM70 257V258H69ZM92 257V258H91ZM144 257V258H143ZM153 257V258H152ZM161 259H160V258ZM173 257V259H172ZM195 257V258H194ZM215 258L214 261L211 258ZM224 257V258H223ZM7 258V259H6ZM13 258V259H12ZM22 258V259H21ZM53 258V259H52ZM129 258V260H128ZM134 258V259H130ZM169 260H168V259ZM201 258V259H200ZM234 258V261H233ZM260 258V259H259ZM9 259V260H8ZM21 259V260H20ZM28 259V260H26ZM32 261H31V260ZM39 259V260H38ZM46 259V260H45ZM65 259V260H64ZM78 259V260H77ZM81 259V260H80ZM89 259V260H88ZM127 259V260H126ZM156 259V260H155ZM165 259V260H164ZM181 262H177L176 261ZM196 259V260H195ZM228 259V260H227ZM243 259V260H242ZM12 260V261H11ZM35 263H34V261ZM44 260L46 262H44ZM68 260V261H67ZM105 262H104V261ZM109 262H108V261ZM122 260V262L120 261ZM135 260V261H134ZM139 260V261H138ZM148 260V261H147ZM150 260V261H149ZM226 260V262H224ZM246 260V261H245ZM248 260V261H247ZM26 261V262H24ZM50 263H49V262ZM71 261V262H70ZM76 261V262H75ZM93 261V262H92ZM120 261V262H119ZM127 261V262H126ZM158 261V263H157ZM194 261V262H193ZM196 261V262H195ZM239 261V262H238ZM10 262V263H9ZM13 262V263H12ZM23 262V263H22ZM37 262V263H36ZM102 262V263H101ZM126 262V263H124ZM218 262V263H217ZM188 264V263H186Z\"/></svg>", "mask_w": 264, "mask_h": 264}, {"label": "bare ground", "instance_id": "2", "mask_svg": "<svg viewBox=\"0 0 264 264\" xmlns=\"http://www.w3.org/2000/svg\"><path fill=\"white\" fill-rule=\"evenodd\" d=\"M9 1H11L10 3H12V4H17V5H22L23 3H22V1H20V0H9ZM33 1V0H32ZM31 1V2H32ZM38 1V0H37ZM36 1V2H37ZM45 1V0H44ZM60 1V0H59ZM72 1V0H71ZM70 1V2H71ZM88 3H89V6H90V8L88 9L87 7H85V6H80L83 2H85V0H78L77 1V6L72 10V11H70V10H66L65 11V14H64V18H66V19H68V25L66 26V28L64 29V31L67 33V34H70L71 33V35H72V37L73 38H76L77 36L79 37L80 36V39H79V41H77L75 44H73V42L71 43V41H68V42H70V43H67L65 46H63L62 44H56V49H57V51L59 52V58L58 59H55V54H54V51L51 49V47L49 46V44H47L46 45V43H44V42H46L45 41V39L43 40L44 42H42V40L41 41H39V43H38V46L40 47L39 49L41 50V54H38L41 58H42V60H43V62H42V65H40V69H41V71L44 73V75H42V79L40 80V83L39 84H41L40 86H42V87H44V88H47V90L49 91V90H51V89H53L54 87H56V85L58 84L57 82H53V79H52V75H50L51 74V72L52 73H54L55 75L57 74V75H61L60 76V78L61 77H65L64 79L65 80H67L68 82L66 83L65 82V84L63 85L64 86V89H63V91L65 92V90H68V92L67 93H69V92H72V95L74 96L75 94L76 95H78V93L80 92V90H81V88H80V83H82L83 82V79H84V77H89V76H92V82H93V85H98L97 87L99 88V90L101 89L102 90V93L99 95V99L95 102V101H93V103H92V111H94V114H95V112H97V115H101V116H103V115H105L106 116V118L108 119L107 120V123H109V125L110 126H116L117 124H118V120H117V117L115 116V114H116V108L115 107H117L116 105H113V104H111V105H108V103H107V98H108V96H109V94L110 93H113L114 91H115V98L117 99L118 98V100L120 101V100H122L123 99V101H124V98L125 99H135V98H137V100H139V101H143V100H145V98L147 97L146 95H152V96H155L156 97V99L154 100V101H152L153 102V104H155V103H157L158 102V97H157V95L158 94H160L161 92H160V90H157V91H155V89L153 88L154 86H153V81H149L148 80V77H149V74H151V72H152V70L153 69H155V66H156V64H158V62H161V63H159L160 65H163V68H162V70H164V68L166 69V70H171L172 72H171V74L170 75H172L171 77H169L170 79H169V85L167 84V86H169V90L171 91V95L172 96H174V100L176 99H178L179 101H181V100H183V101H186V100H189V105L187 106L186 104H181V105H177L176 107H172L171 109H173V108H176V109H181V118H180V120H179V124H178V126H173L174 128H173V130H174V133H175V137H174V140L176 139L177 141L176 142H179L180 143V141H181V143H183L182 141L183 140H185L186 138H188L189 140H192V142L193 143H196V146H197V143L198 144H200V145H206V146H208L209 148H211V149H213V147L214 146H216V147H214L215 149H213V154H215L216 153V157H214V156H210V157H208V161L212 164V166H213V164H219L220 166H225V167H228V166H231L232 168H234L235 166H238V169H239V171L241 170V169H244V167H243V165L241 166L240 164H235L234 163V161H232V158H238V157H240V158H242V161H244L243 163L245 164V169L249 172V170H248V168L247 167H249L250 165L252 166V163L253 162H256V161H258L259 162V164H258V166L260 167V169L261 168H264V162H262V161H264V149H262V148H260V147H257V146H253V144L251 143V141L249 140L250 138H248L247 137V139L243 142V141H240L239 139V141H236V140H234L233 139V137H230L231 135L228 133V132H224V131H221V129H220V134H218V136H217V140H218V138H220L221 140L219 141H214L213 140V138L211 139V138H207L206 136H204V132H202L203 130H201L200 129V124H199V122L197 123V121L198 120H196V119H190L189 118V116H186L185 115V113L184 112H191L192 110L194 111V110H196V109H194L195 108V99H200L201 97H203L204 99V101H202V103L203 102H206V98H205V96H201V93L199 94H191L190 92H189V90H188V86H187V84H185V83H182V85H181V78L182 79H184V82L187 80V79H190V78H192V77H196V75H195V73L192 71V72H190V71H188V73H183L182 75H181V71H183V68H185V69H188L187 68V64H191L192 62H191V54H188L189 52L188 51H186L185 50V48L183 47V42L182 41H187V42H189V51L190 52H192L193 54H195L196 55V53H198L199 55H200V57H203V58H205V59H209V58H211V55H214V49L216 48V47H226V44H227V42H225V41H222V38L224 37V39H225V35L226 34H228V33H231L232 31H233V33H234V25L233 24H235V23H232L231 21H228V20H226L223 16H222V12L223 11H221V8H215L216 9V12H215V14H214V17H213V19H207V15H208V13H209V4H207L206 5V3H205V0H195L194 2H192L191 0H183L182 2L181 1H179V6H178V8L176 9V10H172L171 8H172V5H173V3H174V0H148V2L147 3H144V0H98L97 1V3H96V5H95V3H93V1L94 0H86ZM135 1V3L133 4V2ZM176 1V0H175ZM213 1V0H212ZM75 2V1H74ZM208 2H209V0H208ZM210 2H211V0H210ZM215 2H216V0H215ZM243 2L245 3V5H242V9L245 11V12H249V9H252V11H256V12H258V10H259V4H260V7H261V12H262V14L261 15H264V0H258V2L257 3H253L252 4V1H249V0H243ZM255 2V1H254ZM9 3V2H8ZM39 3V2H38ZM47 3V2H46ZM51 3V2H50ZM68 3V2H67ZM110 3H111V6H110V8L107 10V12L109 11V13L110 14H108V15H110L109 16V20H107L106 22H105V24L104 25H98V24H96V20L99 18V15H97L96 13H94V7L95 6H97L98 4L101 6V4H103V5H110ZM178 3V2H177ZM211 3H213V2H211ZM41 4V3H40ZM74 4V3H73ZM72 4V5H73ZM176 4V3H175ZM222 4V3H221ZM45 5V4H44ZM43 5V6H44ZM75 5V4H74ZM206 5V6H205ZM216 5V4H215ZM228 5V4H227ZM236 5V4H235ZM8 6V4H7V1L6 0H0V35H2V34H5L6 33V31H7V27H10V28H12L13 26H14V23H16L17 22V19H19V16H18V18H16L17 16H15L16 14H14L13 12H10V9L7 7ZM10 6V5H9ZM24 6V5H23ZM205 6V7H204ZM214 6V5H213ZM217 6V5H216ZM231 6V5H230ZM240 6V5H239ZM17 7V6H16ZM24 7H26V6H24ZM68 7V6H67ZM224 7V6H223ZM223 7H222V9H223ZM229 7V6H228ZM16 9V8H15ZM18 9V8H17ZM49 9V8H48ZM225 9V8H224ZM229 9V8H228ZM58 10V9H57ZM102 10V9H101ZM15 11H17V10H15ZM20 11V10H19ZM48 11V10H47ZM211 11V10H210ZM215 11V10H214ZM107 12H106V16H104V18H106V17H108L107 16ZM20 13V12H19ZM40 13V12H39ZM44 13V12H43ZM47 13V12H46ZM211 13V12H210ZM225 13V12H224ZM32 14H34V13H32ZM31 14V15H32ZM103 14H105V10H104V13ZM250 14V13H249ZM252 14V13H251ZM259 14V13H258ZM18 15V14H17ZM20 15V14H19ZM22 15H24V14H22ZM27 15V14H26ZM30 15V14H29ZM60 15V14H59ZM260 15V16H261ZM54 16V15H53ZM259 16V15H258ZM258 16H255L254 14H252L251 15V17H253V18H256V17H258ZM29 17V16H28ZM46 17V16H45ZM228 17V16H227ZM23 18V17H22ZM31 18V17H30ZM32 18H33V15H32ZM103 18V19H104ZM52 19V18H51ZM65 19V20H66ZM261 19L263 20L264 18H262L261 17ZM22 20V19H21ZM43 20V19H42ZM45 20V19H44ZM231 20V19H230ZM235 21V20H234ZM257 21H258V19H257ZM19 22H20V20H19ZM18 22V23H19ZM82 22H84V24H80V23H82ZM244 22H246L245 20H239L236 24H244L245 25V23ZM249 22H250V20H249ZM255 22V21H254ZM18 23L16 24V25H18ZM33 23V22H32ZM45 23V22H44ZM56 23V22H55ZM59 23V22H58ZM264 23V22H263ZM19 24H21V23H19ZM35 24V23H34ZM67 24V23H66ZM77 24H79V26L77 25ZM101 24V23H100ZM235 24V25H236ZM25 25V24H24ZM59 25H62V23H60ZM20 26H23L22 24L20 25ZM41 26V25H40ZM17 27V26H16ZM61 26H57V28H60ZM64 27V26H63ZM237 27V26H236ZM244 27V26H243ZM247 27V26H246ZM263 27H264V25H263ZM20 28V27H19ZM51 28V27H50ZM240 28V27H239ZM248 28V27H247ZM252 28V27H251ZM9 29V28H8ZM17 29H18V27H17ZM33 29V28H32ZM69 29H71L70 31H69ZM241 29H243L242 27H241ZM240 29V30H241ZM246 28H244V30H245ZM19 30V29H18ZM31 30V29H30ZM58 30H60V29H57V31ZM238 30V29H237ZM247 30V29H246ZM260 30V29H259ZM9 31V30H8ZM20 31V30H19ZM61 31V30H60ZM62 31H63V29H62ZM256 31V30H255ZM258 31V30H257ZM14 32V31H13ZM17 32V31H16ZM21 32V31H20ZM250 32V31H249ZM254 32V31H253ZM252 32V33H253ZM9 33V32H8ZM19 33V32H18ZM17 33V34H18ZM38 33V32H37ZM59 33V32H58ZM240 33V32H239ZM244 33V32H243ZM260 33V32H259ZM263 33V32H262ZM261 33V34H262ZM14 34V33H13ZM21 34V33H20ZM36 34V33H35ZM245 34V33H244ZM246 34H247V32H246ZM10 35H12V33L11 34H9V35H7V38H9L10 37ZM33 35V34H32ZM45 35V34H44ZM52 35V34H51ZM252 36H254L253 34H251ZM260 35V34H259ZM258 35V36H259ZM263 36H264V34H262ZM5 36V35H4ZM19 36V35H18ZM18 36H17V38H18ZM35 36V35H34ZM40 36V35H39ZM41 36H43V35H41ZM47 36V35H46ZM55 36H57V35H55ZM230 36H234V35H230ZM249 36V35H248ZM261 36V35H260ZM49 37V36H48ZM53 37V36H52ZM255 37V36H254ZM6 38V37H5ZM16 37H15V39H17ZM36 38V37H35ZM38 38V37H37ZM43 38V37H42ZM66 38V37H65ZM70 38V37H69ZM237 38V37H236ZM260 38H262V37H255L254 38V43H253V41H252V44H250L249 43V46H247V47H245L244 49H242L243 51H242V53H243V56L241 55V56H239V60H237L236 61V64H235V67L236 68H238L239 69V71L241 70L242 72H244L245 74H246V76H247V78H250L249 80H251L252 81V79H255V81H256V84L258 83H264V40H263V38L262 39H260ZM59 39V38H58ZM58 39H56V41L58 40ZM77 39V38H76ZM188 39V40H187ZM247 40L249 39V38H246ZM1 40H2V38H1ZM4 40V39H3ZM2 40V41H3ZM29 40H31L30 38H29ZM59 40H61V39H59ZM225 40H227V39H225ZM239 40V39H238ZM242 40V39H241ZM246 40V41H247ZM17 41V40H16ZM35 41H37V40H35ZM65 41V40H64ZM229 41V40H228ZM233 41V40H232ZM231 41V42H232ZM250 41V40H249ZM47 42H49V41H47ZM235 42V41H234ZM236 42H237V40H236ZM12 43H14V45H16L15 43V41L14 42H10V40H7L6 41V43L4 44V45H0V59L1 58H5V57H7V56H10L13 52L11 51V50H9L8 49V46H9V44H12ZM33 43V42H32ZM58 43V42H57ZM230 43V42H229ZM244 43V42H243ZM247 43V42H246ZM1 44V43H0ZM20 44V43H19ZM18 44V45H19ZM34 44V43H33ZM52 43H50V45H51ZM180 45V46H178L177 48H174L175 47V45ZM184 44H185V42H184ZM36 45V44H35ZM53 45H54V43H53ZM67 45H69V47L67 46ZM231 45V44H230ZM238 45H240V44H238ZM52 46V45H51ZM34 47V46H33ZM186 47V46H185ZM54 48V47H53ZM227 48V47H226ZM11 49H12V47H11ZM16 49V48H15ZM188 49V48H187ZM228 49H230V48H228ZM222 50H224V48H222ZM226 50V49H225ZM17 51V50H16ZM22 51V50H21ZM216 51H218V50H216ZM188 52V53H187ZM224 52V51H223ZM217 53V52H216ZM221 53V52H220ZM220 53H218L219 55H221ZM24 54H26V51H24ZM239 54V53H238ZM13 55H16V54H13ZM171 56V59H170V62L169 63H167V62H165L164 61V57H166V56ZM198 55V56H199ZM216 55V54H215ZM223 55V54H222ZM193 56V55H192ZM216 57H218V56H216ZM28 58V57H27ZM36 58V57H35ZM193 58V57H192ZM199 58V57H198ZM221 58H224V57H221ZM168 59V58H167ZM196 59H197V57H196ZM216 59H218V58H216ZM17 60V59H16ZM34 60V59H33ZM41 60V61H42ZM166 60V59H165ZM220 60V59H219ZM229 59L228 58H225V63H224V68H225V66H227L228 64L230 65V61H228ZM6 61V60H5ZM19 61H21V60H19ZM36 61V60H35ZM37 61H39V60H37ZM198 61V60H197ZM216 61V60H215ZM221 61V60H220ZM220 61H217V62H220ZM2 62V61H1ZM12 62V61H11ZM212 62H213V60H212ZM216 62V63H217ZM239 62V63H238ZM13 63H15V61L13 62ZM23 62H20L18 65H16V67L14 66V68H10V67H8L7 68V70H9V71H11L12 72V76L11 77H8V79L11 81V84L13 85V86H15V87H17V88H24V86H26L27 84H28V81H27V79L25 78H21L20 76H19V70H21V64H22ZM26 63V62H25ZM40 63V62H39ZM206 63H208V62H206ZM210 64V66H211V64L212 63H209ZM220 64V63H219ZM14 65V64H13ZM27 65V64H26ZM38 65V64H37ZM216 65V64H215ZM100 66H102V68L101 69H99L98 67H100ZM158 66V65H157ZM208 66V65H207ZM30 67V66H29ZM172 67V68H171ZM181 67H183L182 69H181ZM220 67V66H219ZM234 67V68H235ZM38 68V67H37ZM159 68V67H158ZM158 68H156V69H158ZM214 68V67H213ZM230 68H232L231 66H230ZM209 69V68H208ZM212 69V68H211ZM227 69V68H226ZM229 69V68H228ZM160 70V72H161V69H159ZM231 70V69H230ZM154 71V70H153ZM195 71V70H194ZM224 71V70H223ZM229 71V70H228ZM232 71V70H231ZM230 71V72H231ZM240 71V73L242 74V72ZM30 72V71H29ZM164 72V71H163ZM196 72V71H195ZM235 72V71H234ZM0 73H1V71H0ZM153 73V72H152ZM222 73V72H221ZM9 74V73H8ZM30 74V73H29ZM158 74V73H157ZM161 75H162V73H160ZM159 74V75H160ZM167 74V73H166ZM232 74V73H231ZM240 74V75H241ZM244 74V75H245ZM56 75V76H57ZM154 75V74H153ZM158 75V76H159ZM165 75V74H164ZM234 74H232V76H233ZM54 76V75H53ZM156 76V75H155ZM165 76H168V75H165ZM218 76H220V74L218 75ZM246 76H243V77H246ZM4 77V76H3ZM152 77V76H151ZM217 77V76H216ZM223 77V76H222ZM2 78V77H1ZM34 78V77H33ZM153 78V77H152ZM162 78V77H161ZM166 78V77H165ZM215 78V77H214ZM220 78V77H219ZM90 79V78H89ZM158 79V78H157ZM168 79V78H167ZM193 79V78H192ZM195 79V78H194ZM227 79V78H226ZM229 79V78H228ZM58 80V79H57ZM86 80V79H85ZM220 80V79H219ZM35 81V80H34ZM111 81V82H110ZM209 81V80H208ZM60 82V81H59ZM157 82V81H156ZM203 82V81H202ZM207 82V81H206ZM219 82V81H218ZM222 82V81H221ZM220 82V83H221ZM252 82H254V81H252ZM7 83V82H6ZM9 83V82H8ZM30 83V82H29ZM85 83H86V81H85ZM225 83V82H224ZM223 83V84H224ZM10 84V83H9ZM107 84H111L112 86L111 87H107ZM0 85H2V81H0ZM29 85V84H28ZM59 85V84H58ZM158 85H159V80H158ZM158 85H156V87L158 86ZM166 85V84H165ZM228 85V84H227ZM60 86V85H59ZM77 86H79V87H77ZM92 86V85H91ZM163 86V85H162ZM205 86V85H204ZM233 86V85H232ZM243 86V85H242ZM8 87V86H7ZM30 87H31V85H30ZM33 87V86H32ZM62 87V86H61ZM60 87V88H61ZM95 87V86H94ZM96 87V88H97ZM160 87V86H159ZM165 87V86H164ZM221 88L223 87V86H220ZM26 88H29V87H26ZM93 88V87H92ZM95 88V89H96ZM163 88V87H162ZM198 88V87H197ZM204 88V87H203ZM227 88V87H226ZM230 88V87H229ZM242 88V87H241ZM2 89H4V88H2ZM15 89V88H14ZM56 90H57V88H55ZM109 89H112V91L111 90H109ZM158 89V88H157ZM211 89H213V87H211ZM217 89H218V87H217ZM21 90V89H20ZM43 90V89H42ZM167 90H168V88H167ZM223 90V89H222ZM234 90V89H233ZM264 90V89H263ZM16 91H19V90H16ZM96 91V90H95ZM165 91V90H164ZM212 91V90H211ZM227 91V90H226ZM93 92V91H92ZM163 92V91H162ZM194 92V91H193ZM196 92V91H195ZM194 92V93H195ZM201 92V91H200ZM206 92V91H205ZM209 92V91H208ZM207 92V93H208ZM222 92V91H221ZM241 92V91H240ZM243 92V91H242ZM20 93V92H19ZM47 93V92H46ZM97 93L98 92H96V95H97ZM167 93V92H166ZM197 93V92H196ZM215 93V92H214ZM213 93V94H214ZM30 94V93H29ZM55 94V93H54ZM61 94H62V92H61ZM162 94V93H161ZM160 94V95H161ZM168 94H169V92H168ZM13 95V94H12ZM31 95V94H30ZM39 95V94H38ZM49 95V94H48ZM75 95V96H76ZM163 95V94H162ZM206 95V94H205ZM224 95V94H223ZM7 96V95H6ZM15 96V95H14ZM50 96V95H49ZM70 96V95H69ZM73 96H71L72 98H73ZM91 96V94H90V90H89V88H82V92L80 93V97H83V100L85 101V100H87V101H89V98H91L90 97ZM94 96V95H93ZM93 96H92V98H93ZM152 96H151V98H152ZM166 96V95H165ZM221 96V95H220ZM231 96V95H230ZM11 97V96H10ZM65 97H67V95H65ZM245 97V96H244ZM12 98H13V96H12ZM29 99H30V97H28ZM50 98V97H49ZM150 98V97H149ZM162 98V100H163V97H161ZM209 98H210V96H209ZM213 98V97H212ZM35 99V98H34ZM67 99H70V98H68L67 97ZM76 98H74V100H75ZM82 99V98H81ZM153 99V98H152ZM221 99V98H220ZM220 99H218V97L217 96H215L214 95V100H213V102H212V116H217L224 108H225V105H220ZM225 99V98H224ZM5 100V99H4ZM3 99H2V101H4ZM12 100V99H11ZM20 100V99H19ZM22 100V99H21ZM20 100V101H21ZM50 100V99H49ZM59 100V99H58ZM71 100H73V99H71ZM70 100V101H71ZM109 100L110 99H108V102H109ZM176 100H175V102H176ZM209 100V99H208ZM212 100V99H211ZM234 100H235V102H234ZM30 101H32V100H30ZM51 101V100H50ZM60 101V100H59ZM62 101V100H61ZM69 100H68V102H70ZM113 101V100H112ZM148 101V100H147ZM168 101V100H167ZM222 101H223V99H222ZM231 103H233V104H238V105H241V104H243V98L241 97V93H239L238 95L237 94H234V96H233V98H231ZM13 103H15L14 101H12ZM55 102V101H54ZM58 102V101H57ZM73 102V101H72ZM113 102H115V101H113ZM136 102V101H135ZM161 102V101H160ZM163 102H164V100H163ZM209 102V101H208ZM16 103H17V101H16ZM26 102H24V104H25ZM41 103V102H40ZM63 103V102H62ZM71 103V102H70ZM125 103V102H124ZM123 103V104H124ZM162 103V102H161ZM160 103V104H161ZM169 103V102H168ZM12 104V103H11ZM51 104H53V103H51ZM71 104H73V103H71ZM90 104V103H89ZM116 104V103H115ZM146 104V103H145ZM204 104H206V103H204ZM228 104V103H227ZM233 104L231 105V106H233ZM9 105H10V102H9ZM76 105H78V104H76ZM133 105V104H132ZM144 105V104H143ZM149 105V104H148ZM152 105V104H151ZM159 105V104H158ZM157 105V106H158ZM58 106V105H57ZM61 106V105H60ZM66 106V105H65ZM83 106H85V109L87 110V111H90V109H89V107H88V105L86 104V103H84V105ZM120 106V105H119ZM145 106V105H144ZM147 106V105H146ZM203 106V105H202ZM21 107V106H20ZM46 107V106H45ZM50 107H51V105H50ZM63 107V106H62ZM121 107V106H120ZM125 107V106H124ZM138 107V106H137ZM209 107H210V105H209ZM226 107H227V105H226ZM25 107H23V109H24ZM54 108V107H53ZM64 108V107H63ZM71 108V107H70ZM69 108V109H70ZM127 108V107H126ZM125 108V109H126ZM131 108V107H130ZM141 108V107H140ZM155 108V107H154ZM161 108V107H160ZM204 108V107H203ZM0 109H2V108H0ZM38 109V108H37ZM41 109H42V107H41ZM49 109V108H48ZM58 109V108H57ZM65 109H68L67 107L65 108ZM68 109V110H69ZM121 109V108H120ZM229 109V108H228ZM249 109V108H248ZM20 110V109H19ZM25 110V109H24ZM46 110V109H45ZM67 110V111H68ZM85 110V111H86ZM132 110V109H131ZM170 110V109H169ZM197 110H199V109H197ZM16 111V110H15ZM75 111H76V109H75ZM223 111H225V110H223ZM124 112V111H123ZM149 112H151V111H149ZM148 112V113H149ZM153 112H155V113H157V114H160L158 111H153ZM168 112V111H167ZM178 112V111H177ZM208 112V111H207ZM207 112H205V114L207 113ZM211 112V111H210ZM209 112V113H210ZM248 112H249V114H251L252 115V113H256V112H254V110L251 112V111H247V114H248ZM35 113V112H34ZM41 113V112H40ZM80 113V112H79ZM89 113V112H88ZM125 113V112H124ZM128 113V112H127ZM127 113L126 114H124V118L126 119L125 121H128L130 124L127 126V129H125V132H127V134H128V138L130 139V137H134V136H136L138 139L140 138V130H141V128H140V125H139V123H142V119H143V116L145 115V111H143L141 114H138L136 117H130V116H128L127 115ZM202 113V112H201ZM223 113V112H222ZM237 113V112H236ZM239 113V112H238ZM237 113V114H238ZM16 114V113H15ZM60 114H61V112H60ZM60 114H58L57 112H50L49 113V118H48V120H52V121H55V123H57V125H60L59 123H58V117L60 116ZM62 114H65V113H62ZM72 114H74V113H69V115H70V117L72 118L73 117V115ZM93 114V113H92ZM131 114V113H130ZM164 114H166L165 113V111H164ZM168 114V113H167ZM224 114V113H223ZM228 114H229V111H228ZM29 115H30V113H29ZM149 115V114H148ZM151 115H152V113H151ZM163 115V114H162ZM170 115V114H169ZM186 117H185V116ZM189 115V114H188ZM192 115V114H191ZM209 115V114H208ZM208 115H207V117H208ZM220 115V114H219ZM232 115V114H231ZM242 115V114H241ZM25 116V115H24ZM27 116V115H26ZM40 116V115H39ZM120 116V115H119ZM155 116V115H154ZM157 116V115H156ZM161 116V115H160ZM164 116V118H165V115H163ZM195 116V115H194ZM200 116V115H199ZM210 116V115H209ZM247 115H245V117H246ZM254 116V115H253ZM193 117V116H192ZM237 117V116H236ZM244 117V118H245ZM13 118V117H12ZM11 118V119H12ZM15 118H18V117H15ZM27 118V117H26ZM42 118V117H41ZM64 118V117H63ZM83 118V117H82ZM104 118V117H103ZM158 118V117H157ZM163 118V119H164ZM168 118V117H167ZM177 118V117H176ZM198 118V117H197ZM202 118H203V115H202ZM204 118H205V116H204ZM218 118H220V117H218ZM10 119V120H11ZM119 119V118H118ZM133 119H134V121H133ZM150 119V118H149ZM214 119H215V117H214ZM262 119V118H261ZM16 120V119H15ZM47 120V121H48ZM64 120V119H63ZM94 120V119H93ZM103 120V119H102ZM151 120V119H150ZM203 120V119H202ZM205 120V119H204ZM1 121V120H0ZM14 121V120H13ZM28 121V120H27ZM51 121V122H52ZM62 121V120H61ZM66 121V120H65ZM149 121V120H148ZM177 121V120H176ZM211 121V120H210ZM216 121V120H215ZM219 121V120H218ZM9 122V121H8ZM34 122H35V120H34ZM39 122V121H38ZM49 122V121H48ZM67 122V121H66ZM65 122V123H66ZM77 122V121H76ZM104 122V121H103ZM162 122V121H161ZM205 122H206V120H205ZM260 122V121H259ZM25 123V122H24ZM54 123V122H53ZM83 123H84V121H83ZM206 123H210L209 122V120H208V122H206ZM215 123V122H214ZM20 124V123H19ZM25 124H27V123H25ZM67 124V123H66ZM126 124V123H125ZM157 124V123H156ZM173 124V123H172ZM204 124V123H203ZM202 124V125H203ZM222 124V123H221ZM258 124V123H257ZM256 124V125H257ZM28 125V124H27ZM80 125V124H79ZM151 125V124H150ZM159 125V124H158ZM162 125V124H161ZM213 125V124H212ZM215 125V124H214ZM213 125V126H214ZM250 124H248V126H249ZM41 126V125H40ZM61 126V125H60ZM105 126H107V125H105ZM149 126V125H148ZM153 126V125H152ZM154 126H155V124H154ZM169 126V125H168ZM204 126V125H203ZM223 126V125H222ZM254 126V125H253ZM258 126V125H257ZM33 127V126H32ZM46 127H47V125H46ZM103 124H101V123H96V127H95V129H96V132H95V135H96V137H95V139H94V141H99L100 143L99 144H101V141H103L104 139H103ZM224 127V126H223ZM260 127V126H259ZM261 127L262 128H264V124L263 125H261ZM43 128V127H42ZM90 128H94V127H90ZM105 128V127H104ZM107 129H108V127H106ZM203 128H205V127H203ZM213 128H216L215 126L213 127ZM212 128V129H213ZM10 129V128H9ZM21 129H22V127H21ZM24 129V128H23ZM37 129V128H36ZM94 129V130H95ZM113 129H115V128H113ZM117 129H118V127H117ZM147 129H149V128H147ZM211 129V128H210ZM257 129V128H256ZM40 130V129H39ZM76 130V128H73L72 129V132L73 131H75ZM92 130V129H91ZM150 130H152V129H150ZM164 130H166V129H164ZM253 130V129H252ZM15 131H17V130H15ZM22 131V130H21ZM35 131V130H34ZM61 131V130H60ZM86 131H88V130H86ZM167 131V130H166ZM211 131V130H210ZM213 131H214V129H213ZM219 131V128H216L215 129V132L217 133ZM67 132V131H66ZM119 132V131H118ZM121 132V131H120ZM119 132V133H120ZM148 132V131H147ZM150 132V131H149ZM162 132V131H161ZM214 132V133H215ZM21 133V132H20ZM25 133V132H24ZM106 133V132H105ZM143 133V132H142ZM167 133V132H166ZM214 133H212V134H214ZM250 133V132H249ZM259 133V132H258ZM260 133H262V132H260ZM15 134V133H14ZM13 134V135H14ZM47 134H49V133H47ZM64 134V133H63ZM91 134V133H90ZM90 134H88V135H90ZM124 134V133H123ZM126 134V133H125ZM145 134V133H144ZM211 134V135H212ZM247 134V133H246ZM253 134V133H252ZM23 135V134H22ZM68 135L69 134H67V137H68ZM84 135V134H83ZM94 135V136H95ZM105 135V134H104ZM149 135V134H148ZM154 135V134H153ZM250 135V134H249ZM259 135V134H258ZM1 136V135H0ZM37 136V135H36ZM56 136H57V134H56ZM70 136V135H69ZM163 136V135H162ZM216 136V135H215ZM220 136V137H219ZM245 136V135H244ZM247 136V135H246ZM253 136H255L254 134H253ZM263 136H264V134H263ZM4 137V136H3ZM17 137V136H16ZM26 137V136H25ZM31 138H32V136H30ZM84 137V136H83ZM158 137H159V135H158ZM166 137V136H165ZM164 137V138H165ZM167 137H169V136H167ZM210 137V136H209ZM259 137H261V136H259ZM20 138H21V136H20ZM37 138V137H36ZM42 138V137H41ZM54 138V137H53ZM105 138V137H104ZM141 138H143V137H141ZM146 138V137H145ZM149 138H151V137H149ZM160 138V137H159ZM242 138V137H241ZM253 138V137H252ZM264 138V137H263ZM9 139V138H8ZM15 139V138H14ZM72 139V138H71ZM70 139V140H71ZM107 139V138H106ZM152 139V138H151ZM170 139V138H169ZM0 140H2V139H0ZM45 140V139H44ZM79 140H81V139H79ZM87 140V139H86ZM127 140V139H126ZM149 139L148 138H146V139H142L141 140V142L140 143H142L144 146H145V144H146V146H148V144H150V142L148 141ZM162 140V139H161ZM173 140V141H174ZM262 140V139H261ZM9 141H10V139H9ZM36 141V140H35ZM41 141V140H40ZM140 141V140H139ZM148 141V142H147ZM157 141V140H156ZM172 141V140H171ZM188 141V140H187ZM259 141H260V139H259ZM18 142V141H17ZM53 142H56V141H53ZM65 142V141H64ZM67 142V141H66ZM85 142V141H84ZM83 142V143H84ZM91 142V141H90ZM90 142H87L85 145H79L78 144V146H77V148H78V150H80V149H82L83 148V152L82 153H86V152H90V151H93L94 150V148H96V145L93 147V144L92 143H90ZM114 142V141H113ZM117 142H119V141H117ZM121 142V141H120ZM119 142V143H120ZM69 143L70 142H68V143H66L67 144V147H68V145H69ZM79 143V142H78ZM98 143V142H97ZM109 143H110V141H109ZM125 143V142H124ZM137 143V142H136ZM159 143H160V140H159ZM173 143H175V142H173ZM180 143V144H181ZM212 143V145H210ZM262 143H264L263 141H261V144ZM43 144V143H42ZM55 144V143H54ZM73 144H74V142H73ZM73 144H71L72 146H73ZM77 144V143H76ZM75 144V145H76ZM113 144H115V142L114 143H111V144H109L108 145V143H106V148L107 149H109V151H110V149H111V146L113 147L114 145ZM117 144V143H116ZM156 144H158V143H156ZM192 144V143H191ZM258 144H260V143H258ZM22 145V144H21ZM26 145V144H25ZM33 145V144H32ZM127 145V144H126ZM154 145V144H153ZM165 145H166V143H165ZM171 144H169V146H170ZM186 145V144H185ZM195 145V144H194ZM14 146V145H13ZM30 146V145H29ZM28 146V147H29ZM49 146V145H48ZM58 146V145H57ZM117 146V145H116ZM152 146V145H151ZM161 146V145H160ZM172 146V145H171ZM175 146V145H174ZM179 146V145H178ZM182 146V145H181ZM4 152H2L3 150L1 149L0 150V153H1V156L0 157H2V156H4L5 157V161H10L9 160V156H10V154L8 153V148H9V146L7 145V144H5L4 145ZM10 147H11V145H10ZM16 147V146H15ZM27 147V146H26ZM38 147V146H37ZM46 147V146H45ZM44 147V148H45ZM71 147V146H70ZM154 147V146H153ZM168 147V146H167ZM14 148V147H13ZM25 148V147H24ZM48 148V147H47ZM75 148V147H74ZM76 148V149H77ZM98 148V147H97ZM115 148V147H114ZM118 148V147H117ZM133 148V147H132ZM158 148V147H157ZM163 148V147H162ZM178 148V147H177ZM176 148V149H177ZM182 148H185V147H183L182 146ZM194 147H191V149H193ZM204 148V147H203ZM207 148V147H206ZM16 149H18L17 147H16ZM27 149V148H26ZM49 149V148H48ZM150 149H151V147H150ZM153 149V148H152ZM167 149V148H166ZM165 149V150H166ZM171 149H173L172 147H171ZM175 149V150H176ZM186 150L185 151H190V149L189 148H185ZM198 149H200V147H198ZM14 150H15V148H14ZM19 150V149H18ZM17 150V151H18ZM34 150H36V149H34ZM55 150V149H54ZM103 150V149H102ZM101 149H98V150H96V153H98V155L100 156V158L101 159H103V160H106V162L108 163V164H111V169H116L117 167H118V164L120 163V157H117V156H110V154L109 155H105V153L102 151ZM112 150V149H111ZM154 150V149H153ZM156 150V149H155ZM159 150V149H158ZM162 150H164V149H162ZM174 150V149H173ZM195 152L193 153V157H195L196 158V154H198V153H200V152H202L201 150H195V149H193ZM205 150V149H204ZM210 150V149H209ZM43 151V150H42ZM114 151H117L116 149L114 150ZM169 151H171L170 149H169ZM192 151V150H191ZM16 152V150L14 151V153ZM30 152V151H29ZM38 152H40V151H38ZM72 152H74V150L73 149H69V154L71 153V155H72ZM108 152V151H107ZM155 152V151H154ZM172 152V151H171ZM175 152H177V151H175ZM211 152H212V150H211ZM211 152H210V154H211ZM25 153V152H24ZM53 153V152H52ZM52 153H51V155H52ZM57 153H60V152H57ZM75 153V152H74ZM81 153V152H80ZM95 153V152H94ZM112 153V152H111ZM135 153V152H134ZM156 153V152H155ZM161 153V152H160ZM170 153V152H169ZM168 153V154H169ZM30 154V153H29ZM34 154V153H33ZM56 154V153H55ZM119 154V153H118ZM151 154H152V150H151ZM165 154V153H164ZM163 154V155H164ZM175 154V153H174ZM178 154V153H177ZM183 154H184V152H183ZM39 155V154H38ZM50 155V154H49ZM66 155V154H65ZM96 155V154H95ZM154 155H157V154H154ZM161 155V154H160ZM185 155H186V153H185ZM24 156V155H23ZM26 156V155H25ZM24 156V157H25ZM35 156V155H34ZM37 156V155H36ZM35 156V157H36ZM85 156V155H84ZM89 156V155H88ZM99 156H96V157H99ZM159 156V155H158ZM168 156V155H167ZM175 156H176V154H175ZM183 156L184 155H182V159H183ZM208 155L205 153V155H204V158L205 157H207ZM15 157V156H14ZM17 158H19L18 156H16ZM27 157V156H26ZM33 157V156H32ZM40 157H41V155H40ZM40 157H36V158H40ZM62 157V156H61ZM76 157H78V156H76ZM75 157V158H76ZM90 157H91V155H90ZM89 157V158H90ZM93 157H95V156H93ZM122 157H124V156H122ZM202 157V156H201ZM12 158V157H11ZM23 158V157H22ZM21 158V159H22ZM27 158H29V157H27ZM34 158V157H33ZM36 158H34V159H36ZM48 158H51V156L50 157H48ZM53 158V157H52ZM74 158V157H73ZM88 158V157H87ZM151 158V157H150ZM155 158H157V156L155 157ZM160 158V157H159ZM167 158V157H166ZM186 158V157H185ZM188 158V157H187ZM2 159H3V157H2ZM26 159V158H25ZM45 159H46V157H45ZM64 159V158H63ZM78 159H81L80 157H78ZM91 159H93V158H91ZM98 159V158H97ZM126 159V158H125ZM162 159V158H161ZM171 159V158H170ZM174 159H176V157H174ZM180 159V158H179ZM201 159H203V157L201 158ZM1 160V159H0ZM12 160V159H11ZM51 160V159H50ZM62 160V159H61ZM65 160V159H64ZM77 159H75V161H76ZM82 160H84V159H82ZM151 160H153V159H151ZM150 160V161H151ZM166 160V159H165ZM44 161H46V160H44ZM135 161V160H134ZM137 161V160H136ZM136 161H135V163H136ZM140 161H141V159H140ZM203 161H205V160H203ZM236 161V163H237V160H235ZM23 162H25V161H23ZM23 162H21V163H23ZM37 162V161H36ZM35 162V163H36ZM49 162V161H48ZM51 162V161H50ZM59 162H61V161H59ZM63 162V161H62ZM66 162H67V159H66ZM142 162V161H141ZM162 162V161H161ZM176 162H177V160H176ZM195 162H197V161H195ZM206 162V161H205ZM20 163V162H19ZM20 163V164H21ZM34 163V162H33ZM44 163V162H43ZM55 163H56V161H55ZM58 163V162H57ZM65 163V162H64ZM75 163V162H74ZM131 163V162H130ZM145 163V162H144ZM154 163V162H153ZM152 163V164H153ZM181 165H184V161L183 160H180V162H179ZM208 163V162H207ZM238 163H239V161H238ZM1 164V163H0ZM7 164V163H6ZM38 164V163H37ZM45 164V163H44ZM44 164H41L42 166L44 165ZM49 164V163H48ZM78 164V166L80 167L81 165H79V163H77ZM85 164V163H84ZM121 164V163H120ZM146 164H147V162H146ZM146 164H145V166H146ZM159 164H161V163H159ZM171 164H173V163H171ZM186 164V163H185ZM189 164V163H188ZM199 164V163H198ZM250 164V165H249ZM3 165V164H2ZM4 165H5V163H4ZM3 165V166H4ZM8 165V164H7ZM17 165V164H16ZM54 165V164H53ZM60 165V164H59ZM69 165V164H68ZM73 165V163L71 164V166ZM75 165V164H74ZM135 165V164H134ZM138 165V164H137ZM257 165V164H256ZM3 166H0V167H3ZM23 166H25V165H23ZM22 166V167H23ZM34 166H35V164H34ZM33 166V167H34ZM41 166V167H42ZM44 166H46V164L44 165ZM43 166V167H44ZM48 166V165H47ZM56 166H57V164H56ZM94 166V165H93ZM92 166V167H93ZM102 166H103V164H102ZM109 166V165H108ZM107 166V167H108ZM125 166V165H124ZM145 166H143V167H145ZM164 166H166V165H164ZM207 166V165H206ZM217 166V165H216ZM222 166V167H223ZM257 166V167H258ZM18 167H19V164H18ZM21 167V168H22ZM26 167V166H25ZM24 167V168H25ZM31 167L32 166H30V165H28V168L29 169H31ZM40 167V166H39ZM61 167V166H60ZM74 167V166H73ZM77 167V166H76ZM78 167V168H79ZM106 167V168H107ZM140 167V166H139ZM159 167H160V165H159ZM171 167V166H170ZM180 167V166H179ZM181 167H184V166H181ZM194 167H196V166H193V168ZM6 168V167H5ZM4 168V169H5ZM67 168V167H66ZM86 168V167H85ZM102 168V167H101ZM121 168V167H120ZM157 168V167H156ZM216 168H218V167H216ZM252 168V167H251ZM11 169V168H10ZM10 169H8L9 170V172H11L10 171ZM36 169V168H35ZM38 169V168H37ZM62 169V168H61ZM71 169V168H70ZM99 169V168H98ZM105 169V168H104ZM110 169V170H111ZM117 169H119V168H117ZM136 169V168H135ZM141 169H142V165H141ZM159 169V168H158ZM170 169V168H169ZM168 169V170H169ZM184 169V168H183ZM197 169V168H196ZM195 169V170H196ZM244 169V170H245ZM6 170V169H5ZM14 170H16L15 168H14ZM13 170V171H14ZM83 170H84V168H83ZM92 170V168H89V169H87L86 170V172H87V174L90 172ZM96 170V169H95ZM102 170V169H101ZM99 171V172H101L100 173V175H98V176H96V178H99V179H101V181L104 183V184H106V183H108V181H107V177H105V174H103L102 173V171ZM120 170V169H119ZM148 170V169H147ZM174 170V169H173ZM198 170V169H197ZM207 170V169H206ZM217 170V169H216ZM222 170V169H221ZM233 170V169H232ZM252 170H254V168H252ZM258 170V169H257ZM263 170V169H262ZM1 171V170H0ZM39 171V170H38ZM41 171V170H40ZM44 171V170H43ZM57 171V170H56ZM55 171V172H56ZM59 171V170H58ZM57 171V172H58ZM73 171V170H72ZM121 171V170H120ZM128 171V170H127ZM144 171V170H143ZM166 171V170H165ZM188 171H189V169H188ZM186 172V180L185 181H183V183H184V188H185V191H186V196H185V198H183V197H181V199L183 200L181 203H186L187 204V202H189V204H191V206H192V208H193V210H194V212H196V210H197V202H198V200L195 202L194 201V198L195 197H193V195H195V190H193L192 189V186H193V176L194 175H192V174H190L189 172ZM204 171H205V169L204 170H202V176H204V174L206 173H204ZM224 171V170H223ZM243 171V170H242ZM264 171V170H263ZM15 172H17V171H15ZM14 172V173H15ZM21 172V171H20ZM48 172V171H47ZM54 172V173H55ZM74 172H75V170H74ZM77 172V171H76ZM97 172V171H96ZM106 172V171H105ZM123 172H125L124 170H123ZM160 172V171H159ZM166 172H168V171H166ZM170 173H171V171H169ZM176 172V171H175ZM182 172V171H181ZM184 172V173H185ZM194 172V171H193ZM192 172V173H193ZM212 172H214V171H212ZM216 172V171H215ZM247 172V173H248ZM14 173H13V177H17V175H16V173H15V175L16 176H14ZM36 173V172H35ZM39 173V172H38ZM72 173V172H71ZM70 173V174H71ZM108 173V172H107ZM135 173V172H134ZM137 173V172H136ZM143 173H146V172H143ZM150 173V172H149ZM195 173V172H194ZM199 173V175H200V172H198ZM221 173V172H220ZM264 173V172H263ZM3 174V173H2ZM7 174V173H6ZM12 174V173H11ZM10 174V175H11ZM18 174V173H17ZM28 174H30V173H28ZM40 174H42V172L40 173ZM61 174V173H60ZM93 174V173H92ZM91 174V175H92ZM97 174V173H96ZM114 174H116L115 173V171L113 172V177H114ZM132 174V173H131ZM139 174V173H138ZM142 174V173H141ZM177 174H179V173H177ZM229 174V173H228ZM21 175H22V172H21ZM34 175V174H33ZM37 175V174H36ZM39 175V174H38ZM51 175H52V173H51ZM58 175V174H57ZM79 175V174H78ZM94 175V174H93ZM107 175V174H106ZM128 175V174H127ZM149 176H150V174H148ZM147 175V176H148ZM170 175V174H169ZM175 175V174H174ZM205 175H207V174H205ZM213 175V174H212ZM220 175V174H219ZM264 175V174H263ZM8 176V175H7ZM47 176V175H46ZM80 176H82V174H80ZM95 176V175H94ZM132 176V175H131ZM144 176V175H143ZM142 176V177H143ZM156 176H158L157 175V173L156 172H154L151 176H150V178L152 179V177H156ZM160 176V175H159ZM164 176V175H163ZM172 176V175H171ZM179 176V175H178ZM183 176H185V175H183ZM196 176V175H195ZM221 176V175H220ZM247 176V175H246ZM28 177V181L30 182V175H28L27 176ZM41 177H42V175H41ZM50 177V176H49ZM57 177H59V176H57ZM93 177V176H92ZM91 177V178H92ZM119 177V176H118ZM139 177V176H138ZM161 177V176H160ZM168 177V176H167ZM182 177V176H181ZM197 177V176H196ZM196 177H194V178H196ZM205 177V176H204ZM222 177V176H221ZM254 177V176H253ZM252 177V178H253ZM38 178V177H37ZM115 178V177H114ZM126 178V177H125ZM124 177H123V179H125ZM134 178V177H133ZM158 178V177H157ZM156 178V179H157ZM173 178V177H172ZM198 178H200V176L198 177ZM206 178H208V177H206ZM215 178V177H214ZM17 179V178H16ZM35 179V178H34ZM40 179V178H39ZM39 179H38V181H39ZM58 179V178H57ZM61 179V178H60ZM146 179V178H145ZM204 179V178H203ZM209 179V178H208ZM213 179V178H212ZM218 179H219V177H218ZM233 179V178H232ZM1 180V179H0ZM3 180V179H2ZM20 180V179H19ZM50 180V179H49ZM55 180V179H54ZM53 180V181H54ZM79 180H81V178L79 179ZM91 180V179H90ZM97 180V179H96ZM113 180V179H112ZM126 180V179H125ZM129 180H132L133 181V179H131V177H128V181ZM142 180V179H141ZM155 180V179H154ZM163 180V179H162ZM176 180V179H175ZM182 180V179H181ZM196 180V179H195ZM217 180V179H216ZM215 180V181H216ZM256 180V179H255ZM11 181V180H10ZM37 181V182H38ZM46 181H48V180H46ZM56 181V180H55ZM83 181H86V180H83ZM100 181V180H99ZM119 181V180H118ZM145 181V180H144ZM147 181V180H146ZM151 181V180H150ZM164 181V180H163ZM163 181H161V182H163ZM167 181H168V179H167ZM198 181V180H197ZM196 181V182H197ZM206 181V180H205ZM213 181H214V179H213ZM214 181V182H215ZM260 181H262V180H260ZM19 182V181H18ZM23 182V181H22ZM28 182V183H29ZM66 182V181H65ZM94 182V181H93ZM116 182V181H115ZM138 182H140V181H138ZM149 182V181H148ZM200 182V181H199ZM235 182H236V180H235ZM4 183H5V181H4ZM3 183V184H4ZM7 183V182H6ZM36 183V182H35ZM39 183H40V181H39ZM51 184H52V182H50ZM59 183V182H58ZM68 183V182H67ZM84 183V182H83ZM117 183V182H116ZM133 184L132 185H134L135 184V182L133 181L132 182ZM165 182H163V184H164ZM181 183V182H180ZM204 183H206V182H204ZM218 183V182H217ZM263 183V182H262ZM20 184V183H19ZM25 184V183H24ZM38 184V183H37ZM54 184V183H53ZM61 184V183H60ZM70 184H71V182H70ZM100 184H101V182H100ZM140 184V183H139ZM139 184H137V185H139ZM152 184V182H150V184L149 185H151ZM211 184V183H210ZM210 184H208V185H210ZM223 184V183H222ZM224 184H226V183H224ZM230 184V183H229ZM236 184V183H235ZM242 184H243V182H242ZM245 184V183H244ZM252 184V183H251ZM56 185V184H55ZM61 185H63V184H61ZM155 185V184H154ZM167 185V184H166ZM165 185V186H166ZM202 185H203V183H202ZM207 185V184H206ZM213 185V184H212ZM217 185V184H216ZM219 185V184H218ZM238 185V184H237ZM2 186V185H1ZM8 186V185H7ZM25 186H27V185H25ZM64 186H65V184H64ZM63 186V187H64ZM76 186V185H75ZM106 186V185H105ZM142 186V185H141ZM141 186H139V187H141ZM152 186V185H151ZM173 186V185H172ZM174 186H175V184H174ZM179 186V185H178ZM205 186V185H204ZM224 186V185H223ZM233 186V185H232ZM231 186V187H232ZM236 186V185H235ZM9 187H12V186H9ZM23 187V186H22ZM121 187H123V185L121 186ZM145 187V186H144ZM143 187V188H144ZM163 187V186H162ZM209 187H211V186H209ZM208 187V188H209ZM217 187V186H216ZM238 187V186H237ZM241 187H244V186H241ZM263 187V186H262ZM24 188V187H23ZM27 189H28V187H26ZM25 188V189H26ZM54 188V187H53ZM83 190L85 191H83L84 193H86V195H87V193L88 192H90V191H92V190H90V186L89 185H84L83 187ZM97 188V187H96ZM105 188V187H104ZM108 188V187H107ZM136 188H138V187H136ZM171 188V187H170ZM196 188V187H195ZM206 188V187H205ZM214 188V187H213ZM213 188H212V190H213ZM219 188V187H218ZM222 187H220L219 189H221ZM236 188V187H235ZM246 188V187H245ZM256 188V187H255ZM13 189V188H12ZM58 189V188H57ZM56 189V190H57ZM62 189V188H61ZM114 189V188H113ZM124 189V188H123ZM122 189V190H123ZM128 189V188H127ZM146 189V188H145ZM162 189H164V188H162ZM176 189V188H175ZM198 189V188H197ZM202 190H203V188H201ZM227 189V188H226ZM243 189V188H242ZM247 189V188H246ZM5 190V189H4ZM22 190V189H21ZM70 190V189H69ZM90 190V191H89ZM116 190V189H115ZM130 190V189H129ZM150 190V189H149ZM172 190V189H171ZM207 190V189H206ZM262 190V189H261ZM14 191H16V190H14ZM34 191H35V193H36V191H38V189H37V187H35L34 186ZM53 191V190H52ZM66 191H68V190H66ZM78 191H80V190H78ZM100 191H101V189H100ZM105 191V190H104ZM103 191V192H104ZM108 195L110 196V195H112V197H113V193L111 192V191H113V190H111V188H110V190L108 189ZM137 191V190H136ZM161 191V190H160ZM184 191V192H185ZM198 191V190H197ZM200 191L201 190H199V194H200ZM211 191V190H210ZM228 191H230L229 189H228ZM243 191V190H242ZM250 191V190H249ZM28 192H29V190H28ZM57 192V191H56ZM94 192V191H93ZM96 192V191H95ZM99 192V191H98ZM138 192V191H137ZM141 192V191H140ZM144 192H146V191H144ZM153 192V191H152ZM179 192H181V190L179 191ZM202 192V191H201ZM225 192V191H224ZM240 192H241V189H240ZM244 192V191H243ZM251 192H253V191H251ZM259 192H261V191H259ZM58 193V192H57ZM63 193V192H62ZM70 193V192H69ZM100 193V192H99ZM106 193V192H105ZM104 193V194H105ZM122 193V192H121ZM161 193V192H160ZM183 193V192H182ZM211 193V192H210ZM233 193V192H232ZM238 193V192H237ZM24 194H25V196L27 195V192L25 193L24 192ZM38 194V193H37ZM41 194V193H40ZM54 194H55V192H54ZM81 194V193H80ZM95 194V193H94ZM127 194V193H126ZM144 194V193H143ZM162 194V193H161ZM181 194V193H180ZM205 194V193H204ZM208 194V193H207ZM216 194V193H215ZM224 194V193H223ZM226 194V193H225ZM240 194H242V193H240ZM252 194H254V193H252ZM6 195V194H5ZM4 195V196H5ZM9 195V194H8ZM18 196H19V194H17ZM23 195V194H22ZM30 195V194H29ZM34 195V194H33ZM42 196H43V193L41 194ZM58 195V194H57ZM134 195V194H133ZM150 195V194H149ZM153 195H154V193H153ZM157 195V194H156ZM171 195V194H170ZM183 195V194H182ZM211 195H213V194H211ZM249 195V194H248ZM263 195V194H262ZM16 196V195H15ZM21 196V195H20ZM28 196V195H27ZM51 196V195H50ZM63 196V195H62ZM74 196H75V194H74ZM78 196V195H77ZM119 196V195H118ZM122 196H124L123 195V193H122ZM135 196V195H134ZM155 196V195H154ZM159 196V195H158ZM164 196V195H163ZM162 196V197H163ZM169 196V195H168ZM179 196V195H178ZM201 196V195H200ZM199 196V197H200ZM224 196V195H223ZM227 196V195H226ZM238 196V195H237ZM243 196H245V195H243ZM246 196H247V194H246ZM255 196V195H254ZM3 197V196H2ZM9 197V196H8ZM55 197V196H54ZM112 197H110V198H112ZM231 197V196H230ZM242 197V196H241ZM249 197V196H248ZM258 198H259V196H257ZM28 198V197H27ZM37 198V197H36ZM69 198V197H68ZM78 198V197H77ZM82 198V197H81ZM86 198V197H85ZM90 198V197H89ZM116 198V197H115ZM114 198V199H115ZM123 198V197H122ZM130 198V197H129ZM143 198V197H142ZM148 198V197H147ZM154 198V197H153ZM160 198V197H159ZM159 198L157 197V199L159 200ZM173 198H175V197H173L172 196V199ZM197 198V197H196ZM211 198H212V196H211ZM227 199H228V197H226ZM235 198V197H234ZM234 198H233V200H234ZM246 199H248L247 197H245ZM263 198V197H262ZM2 199H4V197L2 198ZM22 199V198H21ZM25 199V198H24ZM61 199V198H60ZM93 199H95V196H94V198ZM121 199V198H120ZM125 199V198H124ZM127 199V198H126ZM149 199V198H148ZM218 199H219V197H218ZM78 200V199H77ZM90 200V199H89ZM103 200V199H102ZM128 200V199H127ZM132 200V199H131ZM137 200V199H136ZM141 200V199H140ZM151 200V199H150ZM155 200V199H154ZM200 200V199H199ZM205 200H207V199H205ZM213 200V199H212ZM212 200H210L211 202H212ZM220 200V199H219ZM223 200V201H222ZM221 201L222 202H224V200H226L225 198L224 199H222ZM258 200H260V199H258ZM13 201V200H12ZM33 201V200H32ZM41 201H43V200H41ZM46 200H44V202H45ZM60 201V200H59ZM64 201H66V200H64ZM70 201V200H69ZM106 201V200H105ZM104 201V202H105ZM135 201V200H134ZM139 201V200H138ZM137 201V202H138ZM144 201V200H143ZM153 201V200H152ZM171 201V200H170ZM201 201V200H200ZM213 201H215V200H213ZM231 201H232V199H231ZM242 201H243V197H242ZM24 202V201H23ZM28 202V201H27ZM61 202H62V200H61ZM78 202V201H77ZM84 202V201H83ZM100 202V201H99ZM107 202V201H106ZM109 202H110V200H109ZM112 202H114V201H112ZM127 202V201H126ZM145 203H146V201H144ZM151 202V201H150ZM156 202H157V200H156ZM166 202V201H165ZM176 202H178V200L176 201ZM249 202V201H248ZM257 202V201H256ZM260 202V201H259ZM18 203V202H17ZM40 203V202H39ZM46 203V202H45ZM74 203V202H73ZM101 203V202H100ZM130 203H132L131 201H130ZM136 203V202H135ZM149 203V202H148ZM162 203V202H161ZM173 203V202H172ZM184 203V205L186 206V204ZM204 203V202H203ZM240 203H242V202H240ZM245 203V202H244ZM263 203V202H262ZM5 204V203H4ZM106 204V203H105ZM109 204H112L111 202L109 203ZM108 204V205H109ZM114 204V203H113ZM120 204H122V203H120ZM129 204V203H128ZM163 204V203H162ZM233 204V203H232ZM248 204H250V203H248ZM254 204H257V203H254ZM260 204V203H259ZM29 205V204H28ZM41 205V204H40ZM43 205V204H42ZM77 205V204H76ZM107 205V206H108ZM118 205V204H117ZM146 205V204H145ZM157 205V204H156ZM164 205H166V204H164ZM188 205V204H187ZM200 205V204H199ZM212 205V204H211ZM247 205V204H246ZM9 206V205H8ZM16 206V205H15ZM18 206V205H17ZM21 206V205H20ZM31 206V205H30ZM99 206H101V205H99ZM104 206V205H103ZM106 206V207H107ZM110 206H112V205H110ZM122 206V205H121ZM135 206V205H134ZM153 205H151V207H152ZM155 206V205H154ZM158 206V205H157ZM179 206V205H178ZM182 206V205H181ZM191 206H190V208H191ZM202 206H204L203 208H205L206 206L205 205H202ZM221 206L222 205H220V210H221ZM254 206V205H253ZM49 207V206H48ZM69 208H70V206H68ZM75 207V206H74ZM76 207H78V206H76ZM94 207V206H93ZM109 207V206H108ZM119 207V206H118ZM123 207V206H122ZM131 207H132V205H131ZM160 207V206H159ZM216 207V206H215ZM218 207V206H217ZM216 207V208H217ZM223 207V206H222ZM231 207V206H230ZM234 207V206H233ZM236 207V206H235ZM246 207H248V206H246ZM263 207V206H262ZM52 208V207H51ZM51 208H50V210H51ZM91 208V207H90ZM148 208V207H147ZM182 208V207H181ZM199 208H200V206H199ZM208 209H210L209 207H207ZM241 208V207H240ZM244 208V207H243ZM254 208V207H253ZM20 209V208H19ZM38 209V208H37ZM81 209V208H80ZM85 209V208H84ZM122 209V208H121ZM124 209H126V208H124ZM146 209V208H145ZM144 209V210H145ZM157 209V208H156ZM165 209V208H164ZM208 209H207V211H208ZM228 208H224V210H223V214L225 215V218L227 217V216H229V212H228V210H230V209H228ZM232 209H234V208H232ZM236 209H238L237 207H236ZM242 209V208H241ZM240 209V210H241ZM264 208H262V210H263ZM5 210V209H4ZM21 210V209H20ZM24 210V209H23ZM48 210V209H47ZM73 210V209H72ZM86 210V209H85ZM92 210V209H91ZM94 210V209H93ZM143 210V211H144ZM181 210V209H180ZM184 210V209H183ZM189 210V209H188ZM211 210H213V209H211ZM218 210V209H217ZM246 210H247V208H246ZM245 210V211H246ZM258 210H260V209H258ZM11 211H13L12 209H11ZM61 211V210H60ZM65 211V210H64ZM82 210H80V212H81ZM114 211H116V210H114ZM162 211V210H161ZM191 211V210H190ZM216 211V210H215ZM264 211V210H263ZM77 212H79V211H77ZM88 212V211H87ZM86 212V215L88 214ZM93 212V211H92ZM113 212V211H112ZM126 212H128V211H126ZM136 212V211H135ZM185 212V211H184ZM214 212V211H213ZM221 212V211H220ZM232 212V211H231ZM259 212V211H258ZM26 213V212H25ZM46 213V212H45ZM44 213V214H45ZM48 213V212H47ZM63 213V212H62ZM65 213V212H64ZM63 213V214H64ZM82 213V212H81ZM83 213H84V210H83ZM90 213V212H89ZM102 213V212H101ZM107 213H108V211H107ZM180 213V212H179ZM189 213V212H188ZM242 213V212H241ZM11 214V213H10ZM57 214V213H56ZM61 214V213H60ZM105 214H106V212H105ZM149 214V213H148ZM167 214V213H166ZM187 214V212L185 213V215ZM209 214V213H208ZM210 214H212L211 212H210ZM216 215H217V213H215ZM238 214H240V213H238ZM245 214V213H244ZM29 215V214H28ZM50 215H51V213H50ZM52 215H55V214H53L52 213ZM75 215V214H74ZM80 215V214H79ZM84 215V214H83ZM91 215V214H90ZM95 215H96V213H95ZM113 215V214H112ZM120 215H122V214H120ZM119 215V216H120ZM124 215V214H123ZM128 215V214H127ZM174 215V214H173ZM177 215V214H176ZM192 215V214H191ZM194 215V214H193ZM196 215V214H195ZM197 215L200 217L199 219H201L200 220V222L202 221V225L203 226H205V224L207 223L206 221H208V220H206V216H207V214H206V212L205 211H198V213H197ZM235 215V214H234ZM249 215H251V217H252V219L254 220V222H255V225L257 226V228L258 229H256V230H260V232H261V234H262V237H263V241H264V230H262L260 227H259V221H258V219H256V218H254V216L255 215H253V212L251 213V212H249ZM48 216V215H47ZM87 216H89V215H87ZM87 216H85V218L87 217ZM99 216V215H98ZM125 216H126V214H125ZM163 216V215H162ZM167 216V215H166ZM166 216H164V217H166ZM209 216V215H208ZM212 216V215H211ZM215 216V215H214ZM221 216V215H220ZM219 216V217H220ZM239 216V215H238ZM241 216H242V214H241ZM248 216V215H247ZM261 216V215H260ZM259 216V218H261ZM8 217V216H7ZM23 217V216H22ZM37 217H40L39 216V214L37 215ZM43 216H41V218H42ZM60 217H62V214H61V216ZM84 217V216H83ZM97 217V216H96ZM105 217V216H104ZM113 217V216H112ZM115 217V216H114ZM118 217V216H117ZM129 217V216H128ZM139 217V216H138ZM155 217V216H154ZM171 217H172V215H171ZM218 217V219L217 220H219L220 218ZM234 217V216H233ZM233 217H232V220H233ZM237 217V216H236ZM235 217V218H236ZM248 217H250V216H248ZM257 217V216H256ZM3 218V217H2ZM6 218V217H5ZM25 218V217H24ZM57 217H55V219H56ZM77 218V217H76ZM89 218V217H88ZM99 218V217H98ZM106 218V217H105ZM127 218V217H126ZM132 218V217H131ZM147 219H148V217H146ZM150 218V217H149ZM176 218V217H175ZM208 218V217H207ZM0 219H1V217H0ZM60 220H61V218H59ZM80 219V218H79ZM81 219H82V216H81ZM152 219V218H151ZM158 219V218H157ZM183 219H184V217H183ZM183 219H181V220H183ZM186 219V218H185ZM212 219V218H211ZM222 219V218H221ZM240 219V218H239ZM14 220H15V218H14ZM24 220V219H23ZM26 220V219H25ZM84 220V219H83ZM88 220V219H87ZM113 220V219H112ZM112 220H111V222H112ZM187 220V219H186ZM185 220V221H186ZM215 220V219H214ZM235 220V219H234ZM233 220V221H234ZM6 221H8V220H6ZM37 221V220H36ZM69 221V220H68ZM79 221V220H78ZM78 221H76V222H78ZM95 221V220H94ZM98 221H101L100 219L98 220ZM128 221V220H127ZM129 221H131V220H129ZM145 221V220H144ZM148 221V220H147ZM155 221V220H154ZM192 221V220H191ZM212 221V220H211ZM222 221V220H221ZM232 221V222H233ZM244 221V220H243ZM249 221H251V220H249ZM73 222V221H72ZM106 221H104V223H105ZM149 222V221H148ZM152 222V221H151ZM176 222V221H175ZM180 222V221H179ZM195 222H197V221H195ZM194 222V223H195ZM199 222V221H198ZM206 222V223H205ZM218 222V221H217ZM13 223V222H12ZM15 223H16V221H15ZM39 223V222H38ZM37 223V224H38ZM57 223V222H56ZM61 223V222H60ZM80 223V222H79ZM84 223V222H83ZM83 223L81 224V225H83ZM96 223H98V222H96ZM113 223V222H112ZM111 223V224H112ZM153 223H155V222H153ZM162 223H164V222H162ZM169 222H167V224H168ZM171 223V222H170ZM174 223V222H173ZM189 223H190V221H189ZM219 223V222H218ZM235 223V222H234ZM239 223V222H238ZM248 223V222H247ZM252 223V222H251ZM63 224V223H62ZM71 224V223H70ZM77 224V223H76ZM76 224L74 225V226H76ZM87 224V223H86ZM89 224V223H88ZM102 224V223H101ZM110 224V223H109ZM143 224H145V223H143ZM148 224V223H147ZM152 224V223H151ZM157 225H158V223H156ZM159 224H160V222H159ZM209 224H211V223H209ZM212 224H213V222H212ZM220 224L221 225H224V224H226V223H222V222H220ZM244 224V223H243ZM246 224V223H245ZM244 224V225H245ZM262 224V223H261ZM4 225H5V223H4ZM85 225V224H84ZM130 225V224H129ZM156 225V226H157ZM175 225V224H174ZM216 225V224H215ZM219 225V224H218ZM248 225V224H247ZM32 226V225H31ZM36 226V225H35ZM39 226H41V225H39ZM38 226V227H39ZM56 226V225H55ZM65 226V225H64ZM73 226V228H74V230H75V227ZM96 226H97V224H96ZM101 226H103V225H101ZM111 226H113V225H111ZM140 226V225H139ZM162 226H163V224H162ZM169 226H171V225H169ZM191 226H193V225H186V226H183V227H181V231H191L190 230V228H191ZM200 226V225H199ZM211 226V225H210ZM226 226V225H225ZM230 226V225H229ZM233 226V225H232ZM236 226V225H235ZM249 226V225H248ZM76 227H78V226H76ZM92 227V226H91ZM98 227V226H97ZM106 227V226H105ZM118 227V226H117ZM142 227H144V225L142 226ZM175 227V226H174ZM193 227H195V225L193 226ZM216 227V226H215ZM218 227V226H217ZM234 227V226H233ZM245 227V226H244ZM262 227V226H261ZM16 228V227H15ZM65 228V227H64ZM67 228V227H66ZM68 228H69V226H68ZM72 228V227H71ZM72 228V229H73ZM85 228V227H84ZM115 227H113V229H114ZM132 228V227H131ZM137 228V227H136ZM145 228V227H144ZM155 228V227H154ZM159 228V227H158ZM205 228V227H204ZM212 228V227H211ZM254 228V227H253ZM31 229V228H30ZM35 229V228H34ZM38 229V228H37ZM55 229H56V227H55ZM71 229V230H72ZM88 229V228H87ZM86 229V230H87ZM90 229V228H89ZM89 229L87 230V231H89ZM94 229V228H93ZM104 229V228H103ZM107 229V228H106ZM112 229V228H111ZM142 229V228H141ZM148 229V228H147ZM151 229H152V225H151ZM165 229V228H164ZM209 229V227L207 228V230ZM214 229V228H213ZM227 229V228H226ZM250 229V228H249ZM7 230H9V228L7 229ZM26 230V229H25ZM57 230V229H56ZM78 230H79V228H78ZM85 230V231H86ZM95 230V229H94ZM116 230V229H115ZM124 230V229H123ZM130 230V229H129ZM149 230V229H148ZM163 230V229H162ZM162 230H160V231H162ZM173 230V229H172ZM229 230V229H228ZM243 230V229H242ZM255 230V229H254ZM12 231V230H11ZM14 231V230H13ZM16 231H18V230H16ZM35 231V230H34ZM39 231V230H38ZM68 231H70V230H68ZM106 231V230H105ZM109 231H110V229H109ZM131 231V230H130ZM135 231V230H134ZM157 231V230H156ZM170 231V230H169ZM213 231V230H212ZM227 231V230H226ZM235 231V230H234ZM246 231V230H245ZM24 232V231H23ZM27 232V231H26ZM79 232H80V230H79ZM82 232V231H81ZM97 232V231H96ZM95 232V233H96ZM117 233L116 231H113V233ZM121 232V231H120ZM126 232H127V230H126ZM144 232V231H143ZM147 232V231H146ZM152 232V231H151ZM206 232V231H205ZM209 232V231H208ZM208 232H206L205 233V235H204V242H203V245L201 244L200 246L201 247H199V249H197V250H199L197 253H199L200 254V257L203 259L202 260V262L200 263V264H205L204 263V260H207V258H208V255L210 254V252H209V249L212 247V246H214V243L210 240V238L207 236V234H209ZM215 232V231H214ZM229 232H231V231H229ZM241 232V231H240ZM248 232V231H247ZM258 232V231H257ZM2 233L4 234V237L6 236V240L5 241H7V243L8 244H11L12 243V245H14V242L11 240V238H10V236H9V234H8V231H2ZM29 233V232H28ZM27 233V235H29ZM36 233V232H35ZM37 233H39V232H37ZM57 233H59V232H57ZM61 233V232H60ZM65 233V232H64ZM68 234H70L69 232H67ZM86 233V232H85ZM92 233H93V231H92ZM109 233V232H108ZM110 233H111V231H110ZM132 233H135V232H132ZM148 233V232H147ZM181 232H179V234H180ZM187 233V232H186ZM195 233V232H194ZM197 233V232H196ZM15 234V233H14ZM77 234V233H76ZM83 234V233H82ZM97 234V233H96ZM100 234V233H99ZM102 234V233H101ZM105 234V233H104ZM137 234V233H136ZM145 234V233H144ZM143 234V235H144ZM153 234V233H152ZM155 234V233H154ZM220 234V233H219ZM226 234V233H225ZM229 234V233H228ZM235 234H236V232H235ZM237 234H239V233H237ZM245 234H247V233H245ZM260 234V233H259ZM32 235H33V233H32ZM84 235V234H83ZM112 235V234H111ZM120 235H122V234H120ZM134 235V234H133ZM184 235V234H183ZM212 235V234H211ZM217 235V234H216ZM255 235V234H254ZM12 236V235H11ZM37 236V235H36ZM105 236V235H104ZM110 236V235H109ZM138 236V235H137ZM136 236V237H137ZM145 236H146V234H145ZM151 236V235H150ZM154 236V235H153ZM162 236H164V235H162ZM173 236V235H172ZM177 236V235H176ZM193 236V235H192ZM194 236H196V235H194ZM200 236V235H199ZM230 236V235H229ZM237 236V235H236ZM250 236V235H249ZM260 236V235H259ZM19 237V236H18ZM28 237V236H27ZM62 237V236H61ZM135 237V238H136ZM168 237H170V236H168ZM182 237V236H181ZM234 237V236H233ZM233 237H231V238H233ZM240 237V236H239ZM243 237V236H242ZM252 237V236H251ZM24 238V237H23ZM35 238V237H34ZM59 238V237H58ZM86 238V237H85ZM92 238V237H91ZM99 238V237H98ZM128 238V237H127ZM126 238V239H127ZM134 238V237H133ZM153 238V237H152ZM151 238V239H152ZM184 238V237H183ZM203 238V237H202ZM215 238H216V236H215ZM230 238V237H229ZM235 238V237H234ZM237 238V237H236ZM244 238V237H243ZM252 238H254V237H252ZM3 239H5V238H3ZM20 239V238H19ZM27 239V238H26ZM61 239V238H60ZM63 239H65L64 237H63ZM82 239V238H81ZM93 239V238H92ZM102 239V238H101ZM125 239V240H126ZM136 239H139V238H136ZM146 239H148V238H146ZM145 239V240H146ZM181 239V238H180ZM194 239V238H193ZM198 239V238H197ZM214 239V238H213ZM222 239V238H221ZM238 239V238H237ZM255 239V238H254ZM257 239V238H256ZM13 240H14V237H13ZM30 240V239H29ZM74 240V239H73ZM85 240V239H84ZM84 240H82L83 242H84ZM86 240H88V239H86ZM90 240V239H89ZM98 240V239H97ZM100 240V239H99ZM118 240V239H117ZM122 240V239H121ZM120 240V241H121ZM144 240V241H145ZM155 240V239H154ZM169 240H170V238H169ZM169 240H168V242H169ZM177 240V239H176ZM189 240V239H188ZM196 240V239H195ZM194 240V241H195ZM202 240V239H201ZM218 240V239H217ZM241 240V239H240ZM244 240V239H243ZM251 240V239H250ZM259 240V238L257 239V241ZM262 240V239H261ZM1 241H2V239H1ZM31 241V243L34 241H32V240H30ZM36 241V240H35ZM62 241V240H61ZM66 241V240H65ZM116 241V240H115ZM161 241V240H160ZM171 241V240H170ZM193 241V242H194ZM203 241V240H202ZM214 241V240H213ZM216 241V240H215ZM214 241V242H215ZM223 241H225V240H223ZM256 241V242H257ZM37 242V241H36ZM99 242V241H98ZM109 242V241H108ZM111 242H113V241H111ZM111 242H109V243H111ZM117 242V241H116ZM115 242V243H116ZM122 242V241H121ZM129 242V241H128ZM141 242H143V241H141ZM149 242V241H148ZM159 242V241H158ZM158 242H156V243H158ZM162 242V241H161ZM161 242H159V243H161ZM167 242V243H168ZM171 242H173V240L171 241ZM177 242V241H176ZM184 242V241H183ZM187 242V241H186ZM191 242H192V240H191ZM226 242V241H225ZM242 242V241H241ZM69 243V242H68ZM93 243V242H92ZM107 243V242H106ZM118 243V242H117ZM135 243H136V241H135ZM182 243V242H181ZM196 243V242H195ZM235 243V242H234ZM247 243H248V240H247ZM250 243V242H249ZM248 243V244H249ZM16 244V243H15ZM88 244V243H87ZM103 244H105V242L103 243ZM123 244V243H122ZM129 244H131V243H129ZM137 244V243H136ZM149 244V243H148ZM170 244V243H169ZM172 244H174V243H172ZM171 244V245H172ZM186 244V243H185ZM188 244V243H187ZM192 244H194V243H192ZM223 244V243H222ZM225 244H228V242L227 243H225ZM225 244H223L222 246L223 247H226L225 246ZM242 244V243H241ZM1 245V244H0ZM3 245V244H2ZM31 245V244H30ZM35 245V244H34ZM42 245V244H41ZM45 245V244H44ZM91 245V244H90ZM101 245V244H100ZM113 245H115V244H113ZM133 245H135V244H133ZM133 245H132V247H133ZM154 245V244H153ZM181 245H183V243L181 244ZM197 245V244H196ZM221 245V244H220ZM230 245H231V243H230ZM255 245V244H254ZM4 246H7V245H4ZM20 246V245H19ZM53 246H54V250H55V252H56V254H57V257L58 258H56L57 260L59 259V260H61L62 259V257H61V255L63 254L65 257H67L68 256V253H66V252H62V251H59V248H58V246H56V242H53ZM64 246V245H63ZM102 246V245H101ZM104 246V245H103ZM108 246H110V244L108 245ZM131 246V245H130ZM136 246V245H135ZM157 246V245H156ZM177 246V245H176ZM199 246V245H198ZM197 246V247H198ZM218 246V245H217ZM234 246H235V244H234ZM241 246V245H240ZM239 246V247H240ZM3 247V246H2ZM2 247H1V250L0 251H2ZM33 247V246H32ZM74 247V246H73ZM81 247V246H80ZM92 247V246H91ZM94 247V246H93ZM92 247V248H93ZM122 247V246H121ZM143 247V246H142ZM150 247V246H149ZM244 247H246V246H244ZM6 248V247H5ZM11 247L9 246V249H10ZM86 248H88V247H86ZM100 248V247H99ZM103 248V247H102ZM105 248V247H104ZM123 248V247H122ZM127 248H128V246H127ZM136 248V247H135ZM152 248V247H151ZM166 248V247H165ZM182 248V247H181ZM187 248V247H186ZM185 248V249H186ZM213 248V247H212ZM211 248V249H212ZM220 248V247H219ZM222 248V247H221ZM220 248V249H221ZM254 248V247H253ZM252 248V249H253ZM257 248L260 250V251H262V250H264V247H263V245H262V242H260L259 244H258V246H257ZM14 249V248H13ZM69 249V248H68ZM71 249V248H70ZM83 249H84V247H83ZM82 249V250H83ZM108 249H109V247H108ZM110 249H111V247H110ZM109 249V250H110ZM115 249H116V247H115ZM114 249V250H115ZM129 249H130V247H129ZM132 249V248H131ZM146 249V248H145ZM147 249H149V248H147ZM153 249V248H152ZM152 249H151V251H152ZM191 249V248H190ZM215 249H217V248H215ZM226 249V248H225ZM227 249H229L228 247H227ZM252 249H251V251H252ZM32 250V249H31ZM34 250V249H33ZM78 250H80V249H78ZM78 250H74V251H78ZM85 250V249H84ZM88 250V249H87ZM126 250V249H125ZM150 250V249H149ZM222 250V249H221ZM235 250V249H234ZM243 250H244V248H243ZM243 250H241V251H243ZM249 250V249H248ZM256 250V249H255ZM15 251V250H14ZM63 251H64V249H63ZM91 251V250H90ZM94 251V250H93ZM92 251V252H93ZM97 251H98V249H97ZM100 251V250H99ZM113 251V250H112ZM157 251H159V250H157ZM169 251V250H168ZM191 251H192V249H191ZM230 251V250H229ZM228 251V252H229ZM240 251V252H241ZM258 251V250H257ZM259 251V252H260ZM2 252H4V250L2 251ZM2 252H1V254H2ZM11 252V251H10ZM83 252V251H82ZM86 252H88V251H86ZM91 252V253H92ZM102 252V251H101ZM101 252H98V254L100 253L101 254ZM115 252V251H114ZM113 252V253H114ZM123 252V251H122ZM127 252H128V250H127ZM130 252V251H129ZM133 252V251H132ZM156 252V251H155ZM176 252V251H175ZM179 252V251H178ZM186 252H187V250H186ZM233 252V251H232ZM231 252V253H232ZM237 252H239V251H237ZM23 253V252H22ZM78 253H80V252H78ZM104 253V252H103ZM107 253H109V251L107 252ZM124 253H126V252H124ZM152 253V252H151ZM157 253V252H156ZM223 253V252H222ZM230 253V252H229ZM229 253H227V254H229ZM11 254H12V252H11ZM26 254H27V251H26ZM34 254V253H33ZM82 254V253H81ZM116 254V253H115ZM147 254H148V252H147ZM155 254V253H154ZM171 254V253H170ZM192 254V253H191ZM217 254V253H216ZM236 254V253H235ZM247 254V253H246ZM7 255H8V253H7ZM16 255V254H15ZM25 255V254H24ZM47 255V254H46ZM73 255V254H72ZM75 255V254H74ZM87 255H89V254H87ZM127 256H128V254H126ZM125 255V256H126ZM137 255V254H136ZM140 255V254H139ZM151 255V254H150ZM159 255V254H158ZM196 255H198V254H196ZM213 255V254H212ZM212 255L210 256V257H212ZM240 255V254H239ZM245 255V254H244ZM255 255V254H254ZM263 255V254H262ZM27 256H28V254H27ZM38 256V255H37ZM36 256V257H37ZM45 256V255H44ZM52 256H54V255H52ZM80 256V255H79ZM79 256H77V257H79ZM122 256H123V253H122ZM121 256V257H122ZM124 256V257H125ZM131 256V255H130ZM129 256V257H130ZM142 256H143V254H142ZM167 256H168V254H167ZM174 256V255H173ZM175 256H177V255H175ZM175 256H174V258H175ZM195 256V255H194ZM216 256V255H215ZM230 256H231V254H230ZM247 256H248V254H247ZM250 256V255H249ZM2 257V256H1ZM7 257V256H6ZM10 257V256H9ZM21 257H23V256H21ZM25 257H26V255H25ZM32 257V256H31ZM39 257H40V255H39ZM50 257H51V254H50ZM98 257H101L100 255L98 256ZM104 257V256H103ZM119 257V256H118ZM135 257V256H134ZM136 257H139V256H136ZM141 257V256H140ZM170 257V256H169ZM181 257H182V260H181V262H183V263H188V264H193L192 262H191V259H190V257L185 253V254H181ZM193 257V256H192ZM198 257V256H197ZM228 257V256H227ZM232 257V256H231ZM252 257V256H251ZM264 257V256H263ZM4 258V257H3ZM18 258H19V256H18ZM24 258V257H23ZM33 258V257H32ZM46 258V257H45ZM70 258V257H69ZM92 258V257H91ZM102 258V257H101ZM142 258V257H141ZM144 258V257H143ZM151 259V257H149L148 256V259ZM153 258V257H152ZM160 258V257H159ZM195 258V257H194ZM200 258V259H201ZM224 258V257H223ZM253 258V257H252ZM7 259V258H6ZM13 259V258H12ZM22 259V258H21ZM20 259V260H21ZM53 259V258H52ZM103 259V258H102ZM130 259H134V258H130ZM161 259V258H160ZM168 259V258H167ZM172 259H173V257H172ZM211 259H213V261H214V257L213 258H211ZM254 259V258H253ZM260 259V258H259ZM9 260V259H8ZM26 260H28V259H26ZM31 260V259H30ZM39 260V259H38ZM46 260V259H45ZM44 260V262H46ZM65 260V259H64ZM78 260V259H77ZM81 260V259H80ZM89 260V259H88ZM118 260V259H117ZM117 260L115 261V262H117ZM127 260V259H126ZM128 260H129V258H128ZM152 260V259H151ZM153 260H154V258H153ZM152 260V261H153ZM156 260V259H155ZM165 260V259H164ZM169 260V259H168ZM196 260V259H195ZM228 260V259H227ZM243 260V259H242ZM255 260V259H254ZM12 261V260H11ZM32 261V260H31ZM34 261V260H33ZM36 261V260H35ZM35 261H34V263H35ZM68 261V260H67ZM104 261V260H103ZM108 261V260H107ZM121 262H122V260H120ZM119 261V262H120ZM135 261V260H134ZM139 261V260H138ZM148 261V260H147ZM150 261V260H149ZM176 261H177V259H176ZM178 261H179V259H178ZM177 261V262H178ZM233 261H234V258H233ZM236 261V260H235ZM235 261H234V263H235ZM246 261V260H245ZM248 261V260H247ZM0 262H1V260H0ZM24 262H26V261H24ZM49 262V261H48ZM71 262V261H70ZM76 262V261H75ZM93 262V261H92ZM105 262V261H104ZM109 262V261H108ZM115 262H112V263H114L115 264ZM127 262V261H126ZM126 262H124V263H126ZM154 262V261H153ZM180 262V261H179ZM180 262V263H181ZM194 262V261H193ZM196 262V261H195ZM198 262V261H197ZM196 262V263H197ZM224 262H226V260L224 261ZM237 262V261H236ZM239 262V261H238ZM10 263V262H9ZM13 263V262H12ZM23 263V262H22ZM37 263V262H36ZM50 263V262H49ZM102 263V262H101ZM157 263H158V261H157ZM175 263V262H174ZM173 263V264H174ZM196 263H194V264H196ZM218 263V262H217ZM233 263V264H234ZM13 264H15V263H13ZM30 264V263H29ZM100 264V263H99ZM109 264V263H108ZM206 264H208L207 262H206ZM241 264V263H240ZM242 264H244V263H242Z\"/></svg>", "mask_w": 264, "mask_h": 264}]
</instances>
